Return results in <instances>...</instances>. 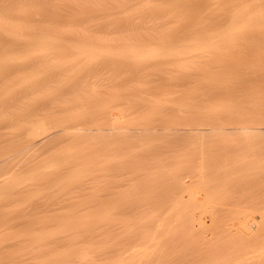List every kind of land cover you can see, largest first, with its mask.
I'll use <instances>...</instances> for the list:
<instances>
[{
	"label": "bare ground",
	"instance_id": "1",
	"mask_svg": "<svg viewBox=\"0 0 264 264\" xmlns=\"http://www.w3.org/2000/svg\"><path fill=\"white\" fill-rule=\"evenodd\" d=\"M7 1V0H6ZM10 2H11V0H9ZM13 1V0H12ZM37 0H35V1H33V2H36ZM58 1V0H57ZM60 1V0H59ZM63 1V0H62ZM66 1V0H65ZM64 1V2H65ZM73 1V0H72ZM78 1V0H77ZM77 1L75 0V2L77 3ZM80 1H82V0H80ZM91 1V0H90ZM95 1V0H94ZM102 1V0H101ZM107 1V0H106ZM112 0H110V2H111ZM119 1V0H118ZM158 1V0H157ZM167 1V0H166ZM180 1V0H179ZM185 1V0H184ZM187 1V0H186ZM185 1V2H186ZM256 1V0H255ZM262 0H260V2H261ZM9 2V3H10ZM18 2V1H17ZM49 2V1H48ZM61 2V1H60ZM68 2H70V0H68ZM75 2H74V4H75ZM79 2V1H78ZM85 2H86V0H85ZM97 2H98V0H97ZM100 2V1H99ZM105 2V1H104ZM115 2H116V0H115ZM115 2H114V4H115ZM131 2V1H130ZM135 2V1H134ZM137 2H139V0L137 1ZM152 2H155V1H152ZM158 2H160L161 3V1H158ZM165 2V1H164ZM170 2H173V1H170ZM169 2V3H170ZM192 2V1H191ZM207 1H205V3H206ZM8 3V2H7ZM8 3V4H9ZM46 4H48L47 2H45ZM66 3V2H65ZM64 3V4H65ZM71 3V2H70ZM93 3V2H92ZM91 3V4H92ZM113 3V2H112ZM123 2H121V5L122 6H126V5H128V3H126L125 5H123L122 4ZM141 3H142V1H141ZM140 3V4H141ZM147 3H149V2H147ZM165 3H167V2H165ZM189 3H190V1H189ZM193 3V2H192ZM205 3H203V4H205ZM245 3V2H244ZM262 3V2H261ZM1 4H3V3H1ZM16 4V3H15ZM19 4V3H18ZM44 4V3H43ZM51 4H53V3H51ZM51 4H48V5H51ZM61 4H63V3H61ZM63 4V5H64ZM66 4H69V3H66ZM80 4V3H79ZM87 4V3H86ZM90 4V3H89ZM94 4H97L98 6L100 5L99 3H95L94 2ZM104 3H102V5H103ZM105 4H108L107 2L105 3ZM120 4V3H119ZM131 4V3H130ZM133 4V3H132ZM138 4V3H137ZM150 5L151 4H153V3H149ZM163 4V3H162ZM171 4H173V3H171ZM178 4V3H177ZM248 4V3H247ZM251 5H252V3H250ZM249 4V5H250ZM263 4V3H262ZM21 5V4H20ZM29 5V4H28ZM37 5H39L38 6V8L40 7V4H36V5H34V6H36L35 8H37ZM58 5H60V3L58 4ZM58 5H56V6H58ZM84 5V4H83ZM82 5V6H83ZM93 5V4H92ZM121 5H118V3H117V5L116 6H121ZM139 5V4H138ZM145 5H146V3H145ZM159 5V4H158ZM174 5H176V4H174ZM185 5H188V4H185ZM237 5V4H236ZM261 5V4H260ZM2 6V5H1ZM16 6V5H15ZM14 6V7H15ZM17 6H19V5H17ZM30 6L31 5H29V6H27V8H30ZM33 6V7H34ZM61 6V5H60ZM75 6V5H74ZM81 5H79V7H80ZM104 6V5H103ZM103 6H101V7H103ZM112 6H114V5H112ZM137 6V5H136ZM152 6V5H151ZM154 6V5H153ZM152 6V7H153ZM179 6V5H178ZM189 6H191L190 4H189ZM243 6H245V5H243ZM259 6V5H258ZM10 8H11V6H9ZM13 7V6H12ZM13 7V8H14ZM26 7V6H25ZM25 7H24V9H25ZM49 7H51V6H49ZM49 7H47L48 9H49ZM62 8H63V6H61ZM83 7H85L86 8V6H83ZM94 7H95V5H94ZM94 7H93V9H94ZM107 7H108V5H107ZM107 7H106V9H107ZM119 7H118V9H119ZM131 7V6H130ZM147 7V6H146ZM154 7H157L156 5L154 6ZM159 7V6H158ZM161 7V6H160ZM168 7H169V5H168ZM182 7V6H181ZM239 7V6H238ZM2 8H3V6H2ZM22 8H23V6H22ZM27 8H26V10H27ZM52 9H53V7H51ZM54 8H55V5H54ZM67 8V7H66ZM71 8H72V6H71ZM87 8L89 9V6H87ZM114 8V7H113ZM138 8V7H137ZM137 8H135V9H137ZM140 8V7H139ZM142 8V7H141ZM170 8H173V7H170ZM190 8V7H189ZM245 8H246V10H247V8H249V7H246L245 6ZM245 8H242L243 10L245 9ZM0 9H1V7H0ZM5 9V8H4ZM3 9V10H4ZM15 9V8H14ZM14 9H12L13 11H15V13H16V10L18 11L17 13H22V11H24V9H20V6L16 9V10H14ZM31 9H33L32 7H31ZM31 9H29V10H31ZM57 9V8H56ZM90 9H91V6H90ZM100 9H102V8H100ZM106 9H104V11L106 10ZM125 9H128V7L126 6L125 7ZM132 9H133V7H132ZM132 9H131V11H132ZM150 9V8H149ZM152 10H153V8H151ZM160 9V8H159ZM158 8H157V10H159ZM165 9V8H164ZM175 9V8H174ZM173 9V10H174ZM181 9H183V8H181ZM234 9V8H233ZM232 9V10H233ZM264 9V8H263ZM2 10V11H3ZM7 10V9H6ZM11 10V9H10ZM29 10H27L28 12V14H29ZM35 10V9H34ZM37 10V9H36ZM40 10V9H39ZM38 10V11H39ZM46 10V9H45ZM60 10H62L61 8H60ZM60 10H58V11H60ZM92 10V9H91ZM109 10V9H108ZM123 10H124V8H123ZM134 10V9H133ZM139 10V9H138ZM143 10V9H142ZM144 10H146V8H144ZM155 10V9H154ZM178 10V9H177ZM251 10V9H250ZM254 10V9H253ZM259 10H261V13L259 12H255L254 14H252V12H251V14H250V16H248V14H247V16H243L244 18L245 17H247V18H245V20H243V17H242V19H241V16H242V14L241 15H239L240 17H238V15H237V12L235 13L237 16H235L236 18H233V20L235 19V20H238V21H236L235 22V26H234V23H233V21H232V24H233V27H229L228 28V26H226V28L225 29H227L228 28V30H230V33H229V31L227 30V32L228 33H226V35H225V32L224 33H220V35H221V38L219 37L218 38V36L217 35H219L218 33H217V35H216V33L215 34H213L214 36L216 35V37L215 38H213L212 39V37H211V39H210V37H205L204 39H203V37H202V40H199L198 42L196 41H193V40H189V38H188V40H185V42H183V43H175L174 41H175V39L174 40H171L170 39V41H173V42H169L167 39H169L168 37H166L165 35H164V37L162 36V35H158L157 34V32H156V34L158 35V36H160V37H158L157 36V38H156V34H155V38L157 39V41L155 42V44H157L156 46H148V45H145V44H142L143 42H141L140 44H142V45H139V43H136V42H134V44H133V42L132 43H129L130 41H128V40H132V38L130 39V36L128 37V35L126 36H124V35H122V37H121V39H116L117 41H119L120 42V44H118L117 46V48H115V49H110L111 47H110V45L111 44H108V45H106L105 46V48H103V46H101L102 44H100V43H96L95 44V42H94V44L92 43V44H90L91 42H93V41H91V39H90V43H89V41L87 42V40L86 39H88V38H85V41H83L84 40V38H81V39H83L82 40V43H81V41H79V40H76V42L74 43L73 41H75L74 39L72 40V42L70 43V41L71 40H69V41H67V34L66 35H64V37H62L63 36V34L61 33L62 32V30L60 31V33L62 34H58V32L57 33H55V31H48V27H46V28H43V26H41L42 28L41 29H39V27L37 28V27H35V30H33L32 28H30V25H29V27L27 26V25H25V24H21L22 22H23V20L21 21V23H19V22H14V19L12 20V17H14V16H12V15H15V14H12L9 10H8V12L7 11H3V12H1L0 11V34L2 35V36H4V37H6L9 41H10V43H12L15 47H19V49H17V48H12V49H14V51H12L11 53H7L6 52V55H7V58H6V56H4L3 57V61L5 60V58H6V60L9 62V60H12L14 63H15V61H16V63H17V61H19L20 62V60L21 59H28V57H31L32 56V58H33V56L35 57V59L37 60L38 58H40V56H47V55H49L48 57H46V58H41V59H49V60H46V62L47 61H49V62H44L43 60V63L44 64H46V66H48L49 67V65L51 66V63H52V66L50 67V68H52L51 69V71H50V73L52 72V74H53V71H54V69L55 68H53V64H55V66H59V65H57V64H60V65H62L63 67L66 65V68L67 67H69V68H67V69H64V70H62V66H59V67H61L60 69H59V67H58V69L61 71H64L63 73H65V72H70L72 69H70L71 67L73 68L74 66L76 67V65L77 64H79V62H80V60H78V59H81L82 58V61H84V62H80V64L78 65V67L80 66V65H82V64H85V66H88L86 63H85V61L88 63L89 62V60L92 58V60H93V58L95 59V58H98V59H100V58H107V60L108 59H110L109 61H111V60H114V62L116 61V63H117V61H119L120 63H123V64H130V65H136V64H139V67H137V66H135L136 68H140V66L144 63V62H146L147 64L149 63L148 61H151L152 62V60L154 59L155 61H157L158 60V62L156 63V66L154 67V65H155V63H154V65H153V62H155V61H153L152 62V67H153V69H151V68H149V69H151V70H153L154 71V69L156 68V72H155V75L157 74V76L158 75H162V73H163V70L164 69H162V68H165L166 66V64L164 63V62H162V63H164L165 65H163V66H165V67H163V66H161L162 68H160V67H158L157 68V64L160 66V65H162V64H159V61H161V59L162 60H166L165 62H167L168 63V60H173L174 62H176L175 64H176V66L178 67V65H179V67L176 69V66L175 65H173V66H171L170 64H167L168 66L166 67L168 70H169V72L170 71H173L174 72V70L175 71H177V72H180V73H178L179 75L182 73V74H184V73H188L187 75L186 74H184L183 76L184 77H186V79H185V81H187L188 83L190 82V81H192V80H190V79H187V77H189V76H191L193 73L192 72H194L193 70L194 69H192V68H195L194 67V65H197V64H199V63H197L196 62V60H198L196 57L198 56V55H200L199 56V58H201V57H205L204 55H206L207 53H209V51H211V53H212V48H214L213 49V51H215V49L218 51V49L221 47L222 49H223V47H222V44H221V46L220 47H218V45H220V43H222L223 41V39H225L226 37L225 36H228L229 35V37H230V35H232V34H234L233 32H237L238 33V31L239 30H241L242 31V33H243V30H242V28L244 29L245 27H246V29L248 28V26H251L252 27V24H253V26H256V25H258V24H260L261 22L260 21H264V10L262 11V9H259ZM12 11V12H13ZM41 11V10H40ZM52 11V10H51ZM56 11V10H55ZM55 11H53L54 13H56ZM64 11V10H63ZM66 11V10H65ZM121 11V10H120ZM125 12L124 13H127V17L129 16L128 15V12H129V14L131 13L130 12V10L129 11H127V10H124ZM137 11V10H136ZM178 11H180V10H178ZM241 11V10H240ZM25 12V11H24ZM35 12V11H34ZM33 12V13H34ZM47 12V11H46ZM81 12H83V11H80V14H81ZM113 12H114V10H113ZM118 12V10L116 11V13ZM139 12V11H138ZM144 12V11H143ZM143 12H139V13H143ZM150 12V11H149ZM185 12V11H184ZM189 12V11H188ZM233 12V11H232ZM243 12V11H242ZM254 12V11H253ZM5 13V14H4ZM14 13V12H13ZM17 13H16V15H17ZM26 13V14H27ZM40 13H42V12H40ZM49 13H50V11H49ZM53 13V14H54ZM58 13V12H57ZM62 13V12H61ZM106 13H107V10H106ZM111 13H112V11H111ZM110 13V14H111ZM119 13V12H118ZM135 13V12H134ZM138 13V14H139ZM144 13H146V11L144 12ZM155 13V12H154ZM157 13V12H156ZM159 13V12H158ZM163 13V12H162ZM181 13V12H180ZM195 13V12H194ZM207 13V12H206ZM8 14H11V19H10V15L8 16ZM46 14V13H45ZM48 14V13H47ZM51 14H52V12H51ZM53 14H52V16H53ZM79 14V15H80ZM109 14V13H108ZM120 14V13H119ZM136 14V13H135ZM134 14V15H135ZM151 14V13H150ZM196 14V13H195ZM199 14H201L202 15V13H199ZM240 14V13H239ZM22 15V14H21ZM30 15H33V14H30ZM29 15V16H30ZM56 15V14H55ZM126 15V14H125ZM131 15H133V14H131ZM144 15V14H143ZM143 15H141V16H143ZM146 15V14H145ZM148 15V14H147ZM154 15V14H153ZM157 15V14H156ZM163 16H164V13L162 14ZM177 15H179V14H177ZM188 15V14H187ZM23 16H25V14H23ZM34 16H36L35 14H34ZM50 16V15H49ZM81 16V15H80ZM116 16V15H115ZM114 16V17H115ZM117 16H118V14H117ZM231 16V15H230ZM17 17V16H16ZM16 17H14L15 19H16ZM48 17V16H47ZM74 17V16H73ZM109 17H110V15H109ZM133 17V16H132ZM132 17H130L129 16V18H132ZM134 17H136V15L134 16ZM168 17H169V15H168ZM183 17H184V15H183ZM201 17V16H200ZM33 18V17H32ZM35 18H37V17H35ZM34 18V19H35ZM42 18V17H41ZM41 18H38V19H41ZM52 19L53 17H49L48 19ZM74 18H76V17H74ZM73 18V19H74ZM87 18V17H86ZM92 18V17H91ZM94 18V17H93ZM106 18V17H105ZM118 17H116V19H117ZM122 18V17H121ZM188 18V17H187ZM230 18H232V16L231 17H229V19ZM238 18V19H237ZM27 19V18H26ZM45 19V18H44ZM47 19V20H48ZM70 19H72V18H70ZM69 19V20H70ZM80 19H81V17H80ZM89 19V18H88ZM95 19V18H94ZM104 19V18H103ZM109 19V18H108ZM113 19V18H112ZM111 19V20H112ZM115 19V18H114ZM116 19H115V23L114 24H118V23H116ZM123 19V18H122ZM128 19V18H127ZM127 19H125V20H127ZM161 19V18H160ZM164 19H165V17H164ZM190 19V18H189ZM37 20V19H36ZM54 20H55V17H54ZM78 20V19H77ZM82 20V19H81ZM106 20V19H105ZM131 20V19H130ZM171 20H173V19H171ZM170 20V21H171ZM180 20V19H179ZM182 20V19H181ZM234 20V21H235ZM260 20V21H259ZM18 21V20H17ZM26 21V20H25ZM46 21V20H45ZM53 21V20H52ZM71 21V20H70ZM79 21V20H78ZM99 21V20H98ZM107 21V20H106ZM106 21H103V22H106ZM109 21V20H108ZM114 20H112V22H113ZM117 21H119V20H117ZM159 21V20H158ZM185 21V20H184ZM188 21V20H187ZM259 21V22H258ZM43 22H44V20H43ZM48 22V21H47ZM74 22V21H73ZM73 22H71V23H73ZM76 22V21H75ZM95 22H96V19H95ZM101 22V21H100ZM127 22V21H126ZM200 22V21H199ZM24 23V22H23ZM30 23H31V21H30ZM70 23V24H71ZM89 23V22H88ZM128 23V22H127ZM156 23H159V22H156ZM165 23V22H164ZM189 23V22H188ZM258 23V24H257ZM46 24V23H45ZM48 24V23H47ZM60 24V23H59ZM69 24V25H70ZM94 24V23H93ZM98 24V26H99V23H97ZM101 24V23H100ZM108 24V23H107ZM113 24V23H112ZM111 24V25H112ZM124 24H125V22H124ZM160 24V23H159ZM162 24V23H161ZM255 24V25H254ZM40 26V25H42L41 23H40V25L39 24H36V26ZM73 25V24H72ZM75 25V24H74ZM95 25H96V23H95ZM111 25H108V27L110 26L111 27ZM121 25V23H119V26ZM165 25V24H164ZM171 25H175L174 23L173 24H171ZM261 25V24H260ZM53 26V29L52 30H55L57 27H55L54 28V25H51V27ZM58 26V25H57ZM90 26V25H89ZM88 26V27H89ZM122 26H123V24H122ZM121 26V27H122ZM153 26H154V24H153ZM169 26V25H168ZM230 26H232L231 24H230ZM263 26V25H262ZM75 27V26H74ZM92 27H93V25H92ZM91 27V28H92ZM100 27V26H99ZM101 27H103V26H101ZM115 27V26H114ZM117 27V26H116ZM126 27V26H125ZM251 27H249L250 29H251ZM261 27V26H260ZM73 28V27H72ZM86 28H87V25H86ZM105 28V27H104ZM112 28H113V25H112ZM124 28V27H123ZM156 28H158L157 27V25H156ZM174 28V27H173ZM258 28H259V26H258ZM258 28H256L257 30H258ZM264 28V27H263ZM38 29V30H37ZM45 29V30H44ZM83 29V28H82ZM98 29V28H97ZM100 29V28H99ZM109 29V28H108ZM111 29V28H110ZM117 29V28H116ZM152 29H153V27H152ZM223 29V28H222ZM261 29V28H260ZM57 30V29H56ZM65 30V29H64ZM68 30V29H67ZM71 30V29H70ZM81 30V29H80ZM85 30V29H84ZM113 30V29H112ZM121 30V29H120ZM127 30V29H126ZM249 30V29H248ZM75 31H76V29L74 30V34H75ZM83 31V30H82ZM90 31H91V29H90ZM114 31V30H113ZM116 31V30H115ZM117 31H119V30H117ZM123 31H125V29H123ZM122 31V32H123ZM128 31V30H127ZM154 31V30H153ZM159 31V30H158ZM169 31V30H168ZM175 31V30H174ZM203 31V30H202ZM201 31V32H202ZM220 31H221V29H220ZM224 31V30H223ZM241 31H239V34H240V32ZM80 32V31H79ZM85 32V31H84ZM97 32H100V31H97ZM111 32V31H110ZM133 32V31H132ZM134 32H141L142 33V31H135L134 30ZM152 32V31H151ZM164 32V31H163ZM170 32V31H169ZM168 32V33H169ZM185 32V31H184ZM182 33V34H185V33ZM188 32V31H187ZM191 32H192V30H191ZM206 32V31H205ZM222 32V31H221ZM244 32H246V30L244 31ZM73 33V32H72ZM81 33V32H80ZM89 33H91V32H89ZM95 33H96V31H95ZM119 33V32H118ZM117 33V34H118ZM131 33V32H130ZM155 33V32H154ZM164 33H166V32H164ZM189 33V32H188ZM195 33V32H194ZM203 33H204V31H203ZM202 33V34H203ZM145 34H146V31H145ZM143 35V36H146V35ZM148 34H149V31H148ZM161 34H163V33H161ZM196 34V33H195ZM223 34V35H222ZM85 36L87 35V34H84ZM92 35V34H91ZM97 35V34H96ZM101 35H103V34H101ZM137 35V34H136ZM139 35V34H138ZM138 35H137V37H138ZM152 35H153V33H152ZM176 35V34H175ZM191 35H193V34H191ZM200 35V34H199ZM205 35V34H204ZM207 35V34H206ZM210 35V34H209ZM212 35V36H213ZM219 35V36H220ZM65 36H66V39H65ZM72 36H73V34H72ZM75 36L77 37L78 36V34L76 35L75 34ZM75 36H74V38H75ZM81 36V35H80ZM83 36V35H82ZM88 36V35H87ZM93 36H95V35H93ZM100 36V35H99ZM106 36V35H105ZM108 36V35H107ZM111 36V35H110ZM114 36V35H113ZM121 36V35H120ZM120 36H119V38H120ZM132 36V35H131ZM134 36V35H133ZM141 36V35H140ZM143 36H141V37H143ZM170 36V35H169ZM213 36V37H214ZM237 36V35H236ZM69 37H70V34H69ZM84 37V36H83ZM112 37V36H111ZM118 37V36H117ZM116 37V38H117ZM136 37V38H137ZM153 37V36H152ZM163 37V38H162ZM186 37V36H185ZM192 37V36H191ZM196 37V36H195ZM201 37V36H200ZM200 37H198V38H200ZM240 37V36H239ZM72 37H70V38H68V39H71ZM93 38V37H92ZM106 38V37H105ZM105 38H104V40H105ZM148 38H150V37H148ZM167 38V39H166ZM208 38V39H207ZM232 37H230V39H231ZM235 38V37H234ZM4 39V38H3ZM65 39V40H64ZM111 39V38H110ZM158 39H159V41H160V43H161V40H162V42L164 41V40H167L168 41V44H164V43H166V41H164V43H162V44H164V45H160L159 46V44L157 43L158 42ZM161 39V40H160ZM164 39V40H163ZM210 39V40H209ZM216 39H218V40H216ZM228 39V38H227ZM226 39V40H227ZM93 40L95 41V39L93 38ZM99 40H100V38H99ZM103 40V39H102ZM138 41L137 42H140L139 41V39H137ZM141 40H143V39H141ZM145 40V39H144ZM196 40H198V39H196ZM231 40H233V39H231ZM78 41V42H77ZM132 41H134V40H132ZM136 41V40H135ZM187 41V42H186ZM222 41V42H221ZM225 41V40H224ZM83 42H86L85 44L83 43ZM97 42V41H96ZM101 42H103V41H101ZM116 42V41H115ZM150 42V41H149ZM151 42H153V40H151ZM220 42V43H219ZM227 42V41H226ZM225 42V43H226ZM229 42V41H228ZM233 42V41H232ZM235 42V41H234ZM77 43H79V44H77ZM89 43V44H88ZM105 42H103V44H104ZM114 43V42H113ZM224 43V42H223ZM137 44V45H136ZM147 44V43H146ZM149 44V43H148ZM153 44V43H152ZM96 45H99V46H101V47H98V46H96ZM105 45V44H104ZM225 44H223V46H224ZM234 45V44H233ZM109 46V47H108ZM113 46H115L116 47V45L115 44H113ZM217 46V47H216ZM231 45H229V47H230ZM5 48V47H4ZM107 48V49H106ZM228 48V47H227ZM211 49V50H210ZM226 49V48H225ZM10 50V49H9ZM64 50H66V51H68V53L66 52V51H64ZM220 50V49H219ZM224 50V49H223ZM63 51L66 53V55H68V54H71L70 56H73L75 59H77V60H75V59H73V57H70V56H68V57H70V58H68L69 60V63H74V66L72 65V64H69L70 66H68V62L66 61L67 59L65 58V60L64 59H62V62H63V64H65L64 62H66V64L65 65H63L62 64V62L60 61L61 60V58H60V60L59 61H54L53 62V58H54V56L55 55H57V54H62V55H65V53L63 54ZM221 51V50H220ZM219 51V52H220ZM70 52V53H69ZM204 52H207L206 54L204 53ZM226 52V51H225ZM5 53V52H4ZM199 53V54H198ZM202 53H203V56H202ZM215 53H218V52H216L215 51ZM1 54V53H0ZM55 54V55H54ZM198 54V55H197ZM2 55V54H1ZM53 56V58H52V56ZM195 55H197L196 57H195ZM209 55V54H208ZM211 55V54H210ZM218 55V54H217ZM37 56H39L38 58H37ZM58 56V55H57ZM220 56H221V54H220ZM1 57V56H0ZM56 57V56H55ZM59 57H61V56H59ZM50 58H52V62L50 61ZM84 58V59H83ZM86 58H90L89 60L87 59L86 60ZM196 60H195V59ZM206 58H208V57H206ZM30 59V58H29ZM34 59V58H33ZM41 59H38V61L39 60H41ZM73 59V60H72ZM70 60H72V61H70ZM74 60H75V62H74ZM106 60V59H105ZM104 60V61H105ZM193 60H194V62H193ZM200 60V59H199ZM198 60V61H199ZM203 60V59H202ZM201 60V61H202ZM11 61V62H12ZM24 61V60H23ZM32 61V60H31ZM77 61V62H76ZM94 61V60H93ZM96 61V60H95ZM94 61V62H95ZM101 61H103V60H101ZM205 61V60H204ZM4 62H6V61H4ZM7 62V64H9ZM10 62V63H11ZM26 62V61H25ZM40 62V64L41 65H43L44 66V64L41 62V61H39ZM39 62H37V63H35V64H37V66L38 67H42L41 68V70L42 69H44L45 67H43V66H41L40 64H38ZM51 62V63H50ZM58 62V63H57ZM60 62V63H59ZM92 62V61H91ZM106 62V61H105ZM104 62V63H105ZM150 62V63H151ZM196 62V63H195ZM21 63V62H20ZM49 63V64H48ZM75 63H77V64H75ZM99 63H101V62H99ZM103 63V62H102ZM103 63V64H104ZM111 63H113V62H111ZM110 63V64H111ZM116 63H115V65L114 66H116ZM170 63V62H169ZM195 63V64H194ZM5 64V63H4ZM4 64H2V65H4ZM23 64L25 65V63L23 62ZM23 64H20V65H22V67H24V65ZM94 64H96V63H94ZM106 64V63H105ZM114 64V63H113ZM141 64V65H140ZM147 64H146V66H147ZM200 64H202L201 62H200ZM200 64H199V66H200ZM15 65H17V64H15ZM19 65V66H20ZM30 65H31V63H30ZM34 65V64H33ZM130 65L128 66V67H130ZM151 65H150V67H151ZM205 65H207L206 63H205ZM204 65V66H205ZM10 66V65H9ZM28 66H29V64H28ZM84 66V65H83ZM92 66V65H91ZM90 66V67H91ZM94 66V65H93ZM100 66H101V64H100ZM117 66H118V64H117ZM120 66V65H119ZM127 66V65H126ZM170 66H171V69H173V70H171L170 69ZM174 66H175V68H174ZM13 67V66H12ZM38 67H35V69H36V71L38 70V72H39V74H40V69L38 68ZM48 67H46V69H47V72H46V69L45 70H43L42 72L44 73V75L43 74H40V76H39V74L35 71V69L33 68V66H32V68L31 69H29V72H31V73H33L32 75H31V78L30 79H32V77H34L35 76V72H36V78H37V76H39V78L40 79H42L44 76H46V74H47V76L49 77L50 75H48V74H50V73H48ZM109 67H110V65H109ZM113 66H111L110 68H112ZM125 67V66H124ZM142 67H143V65H142ZM196 67H198V66H196ZM201 67V66H200ZM2 68V67H1ZM14 68V67H13ZM17 68V67H16ZM26 68H28L27 66H26ZM38 68V69H37ZM65 68V67H64ZM77 68V67H76ZM75 68V69H76ZM115 68V67H114ZM117 68H122L121 66L120 67H117ZM148 68V67H147ZM202 68V67H201ZM12 69V68H11ZM10 69V70H11ZM34 69V70H33ZM57 69V68H56ZM55 69V70H56ZM83 69V68H82ZM123 69V68H122ZM121 69V70H122ZM144 69V68H143ZM157 69L158 70H161V71H159V72H161V73H159L158 74V71H157ZM190 69H192V70H190ZM4 70H6V68L4 69ZM13 70V69H12ZM21 70H22V68H21ZM67 70V71H66ZM73 70H74V68H73ZM189 70V71H188ZM197 70H198V68H197ZM2 71V70H1ZM8 71V70H7ZM34 71V72H33ZM58 71V70H57ZM82 71V70H81ZM119 71V70H118ZM123 71V70H122ZM127 71V70H126ZM166 71V70H165ZM199 71H200V69H199ZM203 71V70H202ZM12 72V71H11ZM25 72V71H24ZM41 72V73H42ZM55 73H57L56 71H54ZM67 72V73H68ZM124 72V71H123ZM167 73H169L168 71H166ZM170 72L169 73V75L170 76H168L166 73H164L163 74V77L165 78L166 76L167 77H170V79L171 78H173L174 76L173 75H175V76H177L178 74L176 73V72ZM184 72V73H183ZM189 72H191V73H189ZM195 72H196V68H195ZM4 73V72H3ZM13 73V72H12ZM26 73V72H25ZM25 73H22V72H20V75L21 74H25ZM46 73V74H45ZM62 72H60V74H61ZM62 73V76H64V74ZM67 73H65V75L67 74ZM73 73V71L72 72H70V74H72ZM119 73V72H118ZM176 73V74H175ZM0 74H2V73H0ZM10 74V73H9ZM14 74V73H13ZM30 74V73H29ZM57 74H59V71H58V73ZM69 74V76H68V74L65 76V78L67 79H69L70 78V75ZM127 74V73H126ZM196 74H199V73H196ZM42 75H43V77H42ZM55 75V74H54ZM113 75H116L115 73L113 74ZM123 75V74H122ZM161 75H160V77H161ZM11 76H13V75H11ZM46 76V77H47ZM53 76V75H52ZM59 76H61V75H59ZM62 76H61V81L62 82H58V83H61V86H63V87H65V85H63L64 84V82H67V81H65V78L63 77V79H62ZM110 76H112L111 74H110ZM125 76L126 75H124V78H125ZM195 75H193V77H194ZM196 76H198L199 77V75H196ZM15 77V76H14ZM14 77H13V79H14ZM42 77V78H41ZM47 77V78H48ZM118 77H119V75H118ZM166 77V78H167ZM9 78H10V76H9ZM38 78V79H39ZM46 78V79H47ZM50 78H51V76H50ZM57 78V77H56ZM113 78V77H112ZM121 78V77H120ZM179 78V77H178ZM190 78V77H189ZM205 78V77H204ZM22 79V78H21ZM25 79V78H24ZM23 79V80H24ZM28 79V78H27ZM37 79V80H38ZM39 79V80H40ZM60 79V77L59 78H57L56 79V81H54V80H52V82H57V80H59ZM169 79V78H168ZM167 79V80H168ZM192 79H195V78H192ZM200 79H201V77H200ZM203 79V78H202ZM7 80H9V79H7ZM11 80V79H10ZM33 80V79H32ZM43 81H45V79L43 78L42 79ZM49 80H51V79H49L48 78V81H47V84H49ZM120 80V79H119ZM118 80V81H119ZM189 80V81H188ZM204 80V79H203ZM206 80V79H205ZM5 81V80H4ZM60 81V80H59ZM70 81V80H69ZM109 81V80H108ZM121 81V80H120ZM209 81V80H208ZM9 82V81H8ZM19 82H20V80H19ZM40 82H41V80H40ZM72 82L74 83V81L72 80ZM197 82H199V81H197ZM205 82V81H204ZM11 83V82H10ZM14 83V82H13ZM22 83V81L20 82V84ZM28 82H26L25 81V84H27ZM33 83V82H32ZM34 83H35V81H34ZM36 83H38V81H36ZM45 82H43V85H45L44 84ZM51 83V82H50ZM58 83H56V86H57V84ZM63 83V84H62ZM67 83H69V82H67ZM109 83V82H108ZM116 83V82H115ZM128 83V82H127ZM138 83H140V82H138ZM193 83H195V81L193 82ZM24 84V85H25ZM30 84V83H29ZM40 84V86H42V84L41 83H39ZM75 84V83H74ZM97 84V83H96ZM112 85H113V83H111ZM133 84H137V83H133ZM133 84H132V87H133ZM143 84V83H142ZM196 84V83H195ZM200 84H201V81H200ZM203 84V86L205 85V83H202ZM206 84H207V82H206ZM3 86H4V84H2ZM2 85H1V87H2ZM9 85V84H8ZM15 85V84H14ZM28 85V84H27ZM55 85V83L53 84H50L49 86L50 87H52V86H54ZM73 85V84H72ZM88 85H90L89 83H88ZM92 85V84H91ZM109 85V84H108ZM145 85V84H144ZM185 85H188V84H185ZM11 86V85H10ZM29 86V85H28ZM46 86V85H45ZM48 86V85H47ZM48 86V87H49ZM56 86H54V87H56ZM60 86V87H61ZM70 86V85H69ZM75 86H76V84H75ZM95 85H93V88L91 89L90 88V90H92L95 94H96V92H97V90H96V86L94 87ZM139 86V85H138ZM141 86V85H140ZM194 86H197V85H194ZM199 86V85H198ZM6 87V86H5ZM20 87V86H19ZM25 87V86H24ZM23 87V88H24ZM42 87H44V86H42ZM49 87V89L50 90H48V89H46L48 92L49 91H51V90H53V91H51L50 93H52L51 95H53V93L55 92H57L58 91V89L60 88L59 86H57L56 87V90L55 89H51ZM72 87V86H71ZM74 87V86H73ZM87 87H89V86H87ZM114 87H116V86H114ZM117 87H118V84H117ZM129 87V86H128ZM143 87V86H142ZM190 87V86H189ZM201 87V86H200ZM13 88V87H12ZM17 88V87H16ZM29 88H31V87H29ZM41 88V87H40ZM46 88V87H45ZM45 88H41L42 90H45ZM58 88V89H57ZM70 88V87H69ZM68 88V89H69ZM85 88V87H84ZM126 88V87H125ZM136 88V87H135ZM139 88V87H138ZM203 88V87H202ZM1 89V88H0ZM3 90H4V87L2 88ZM61 89H62V87H61ZM60 89V91H63V90H61ZM95 89V90H94ZM99 89V88H98ZM115 89V88H114ZM134 89V88H133ZM137 89V88H136ZM141 89V88H140ZM198 89V88H197ZM201 89V88H200ZM9 90H11V89H9ZM40 90V89H39ZM41 90V91H42ZM42 91L43 93H44V95H46L47 94V96H49V94H48V92L47 91ZM80 90V89H79ZM78 90V91H79ZM81 90H83V89H81ZM81 90L79 91V92H74V95L76 94V95H78L80 92H81ZM116 90V89H115ZM115 90H112V91H114L115 92ZM143 90H146V89H143ZM191 90V89H190ZM195 90V89H194ZM203 90V89H202ZM206 90V89H205ZM204 90V91H205ZM11 91H13V90H11ZM11 91L9 92V93H11ZM20 91V90H19ZM84 92H85V90H83ZM121 91V90H120ZM126 90L124 89V92H125ZM5 92V91H4ZM33 92V91H32ZM47 92V93H46ZM88 92H89V90H88ZM122 92V91H121ZM120 92V93H121ZM128 92V91H127ZM139 92V91H138ZM188 92V91H187ZM186 92V93H187ZM195 92V91H194ZM31 93V92H30ZM34 93H35V91H34ZM82 93V92H81ZM90 93H91V91H90ZM118 93H119V90H118ZM126 93V92H125ZM170 93V92H169ZM175 93V92H174ZM178 93V92H177ZM191 93H193L192 91H191ZM206 93V92H205ZM32 94V93H31ZM93 93H91L90 94V96L92 95ZM95 94H93V95H95ZM136 94H137V92H136ZM142 94V93H141ZM165 94H168V93H165ZM165 94H163L164 96V99H165ZM194 94V93H193ZM196 94V93H195ZM194 94V95H195ZM198 94H199V91H198ZM8 95V94H7ZM6 95V96H7ZM12 95H14V92H13V94ZM33 95V94H32ZM32 95H30V96H32ZM37 96H38V94H36ZM41 96H42V94H40ZM39 95V96H40ZM50 95V96H51ZM72 95H73V93H72ZM73 95V97H75L76 98V95L74 96ZM83 95V94H82ZM81 95V96H82ZM115 95H116V93H115ZM120 95V94H119ZM127 95V94H126ZM132 95H135V94H132ZM169 96H170V94H168ZM167 95V96H168ZM173 95H175V94H173ZM194 95H193V97H194ZM201 95V94H200ZM199 95V96H200ZM34 96V95H33ZM32 96V97H33ZM36 96V97H37ZM49 96V97H50ZM79 96V95H78ZM77 96V97H78ZM84 96H86V94L84 95ZM83 96V97H84ZM97 96V95H96ZM100 96V95H99ZM111 96H113V95H111ZM128 96V95H127ZM143 96V94L141 95V97H140V95H139V98L138 99H140V102H139V100L136 102L134 99H133V104H132V108H134V105L136 104L137 106H138V108H142V105L144 106L142 109H141V113L139 112V114L138 115H136V113H135V115L136 116H134L133 115V112L137 109V110H140V109H138V108H136V105H135V109L134 110H132V112H129L128 110H129V108H130V111H131V105H129L130 104V102H129V100L130 99H128V101L126 100L127 98H123V99H120V97H119V99L121 100H119L118 98V102H120V103H118L117 101H115V99H114V101L117 103H115V104H113L114 103V101H113V103H112V101H110L109 102V105H106V103H108V102H104L105 103V105H103L102 106V109H101V107H100V109L102 110H100V115H102L101 117H100V120H98V122H97V126H99V128H100V125L102 126V124H104L103 122H104V120H106V116L105 115H107L108 114V116H109V122H110V124L108 125L107 123H106V121L108 120V117H107V120L105 121V123H106V125L104 124L103 125V127H105V126H107V128H105V129H103L102 127H101V131H99L100 129L99 128H97V126H96V124L94 125V124H91V125H94V126H96L95 127V129H96V131L95 130H93V131H95L94 133H95V136H97V140H98V138H99V132H101V134H102V136H103V138H101V139H103V140H105L104 138H108L109 139V143L110 144H108V141H107V147H106V149L104 148V150H105V152H102V153H106V156L104 157L103 156V158H102V155H100V157L98 158V157H96V160H93V159H95V158H93V155H91V160H88V159H84V160H88V161H86V162H84V160H78V162L80 161V162H84V163H82L81 165H79L78 164V166L79 167H76L75 166V164H77V163H75L74 165H71L70 167H71V170L73 169L72 168V166L74 167H76L75 169H77L76 171V173H75V169L72 171V172H74L75 174H73V173H70V174H72L71 176H76V175H80V177H81V175L83 176V173L85 172V171H90V169H92L93 168V166L94 165H97L98 166V168L100 167V169L102 168L103 170H104V168L106 167V166H109L110 165V167L109 168H113V167H125L127 164H128V166H129V164L130 163H128V158H129V156H131V154L133 155V152L135 153V154H142V153H144V152H147V151H149V150H152V148H156V146H158L157 145V142L156 141H147V139H146V135H149L150 134V132H149V134H148V128H146L145 129V127H147L148 126V122L150 121V120H147V122L145 123V124H139V121H141L142 120V122L144 121V120H146V119H154L153 120V123L155 122V118H156V114H159L160 112H161V114H159V118L161 117H163L162 115V109H165V108H168L167 106H169V108H170V106L171 105H169V104H167L166 103V100H165V102L162 100V99H160V100H158V98H159V96H158V98H156V97H154V100H153V96L152 97H149V96H147L146 95V97L148 98H145L144 96V98L142 97ZM151 96V95H150ZM186 96V95H185ZM188 96V98H189V100H190V97H189V94L187 95ZM186 96V97H187ZM202 96V95H201ZM200 96V97H201ZM258 96V95H257ZM22 97H24V96H22ZM26 97L27 96H25V100H26ZM36 97H35V99H36ZM72 97V96H71ZM88 97H89V95H88ZM88 97H86V98H88ZM93 97V96H92ZM117 97H118V95H117ZM136 97V96H135ZM134 97V98H135ZM192 97V98H193ZM197 97V96H196ZM259 98H261V96H258ZM2 98V97H1ZM3 98H4V96H3ZM29 98V97H28ZM41 98V97H40ZM58 98V97H57ZM85 98V97H84ZM109 97H107V99H108ZM132 98H133V96H132ZM137 98V97H136ZM142 98H143V100H142ZM152 98V99H151ZM167 98V97H166ZM170 98V97H169ZM168 98V99H169ZM181 98V97H180ZM207 98V97H206ZM13 99H14V97H13ZM23 99V98H22ZM32 99H34V98H32ZM34 99V100H35ZM50 99V98H49ZM51 99H53V98H51ZM73 99V98H72ZM81 99H82V97H81ZM113 99V98H112ZM144 99H146V100H144ZM168 99H167V101H168ZM177 99V98H176ZM176 99H174V102L173 101H171V99H170V101H171V103H173V105H175V102H176ZM186 99V98H185ZM204 99V98H203ZM3 100V99H2ZM19 100V99H18ZM39 100V99H38ZM54 100V99H53ZM59 100V99H58ZM58 100L56 101V99H55V101L56 102H58ZM74 100V99H73ZM77 100H79V97H78V99ZM142 100V101H141ZM188 100V101H189ZM194 100H195V98H194ZM200 100H202V99H200ZM258 100V99H257ZM264 100V99H263ZM1 101V100H0ZM17 101V100H16ZM20 101H21V99H20ZM24 101V100H23ZM27 101V100H26ZM31 101V100H30ZM29 101V99H28V102H30ZM39 101H42L41 99L39 100ZM50 101H52V100H50ZM109 101V100H108ZM123 101V102H122ZM184 101V100H183ZM186 101V100H185ZM191 101V100H190ZM198 101V100H197ZM205 101V100H204ZM207 101V100H206ZM253 101H255V96H254V100ZM8 102H9V100H8ZM36 102V101H35ZM128 102H129V104H128ZM132 102V101H131ZM136 102V103H135ZM138 102H139V104H138ZM141 102H143L142 104H140ZM169 102V101H168ZM192 102V101H191ZM196 102V101H195ZM219 102V101H218ZM248 102H249V100H248ZM13 103V102H12ZM21 103V102H20ZM185 103H187V102H185ZM190 103V102H189ZM205 103V102H204ZM210 103V102H209ZM208 103V104H209ZM243 103V102H242ZM247 103V102H246ZM251 103V102H250ZM249 103V104H250ZM254 103V102H253ZM255 103H256V101H255ZM254 103V104H255ZM1 104V103H0ZM14 104V103H13ZM25 105H27L26 103H24ZM52 104H54V102L52 101ZM111 104V105H110ZM113 104V105H112ZM167 104V106H165ZM182 104V99H181V103H179V105L180 106H182L181 105ZM193 104H195L194 102H193ZM193 104H192V106H193ZM196 104H198V103H196ZM218 104V103H217ZM220 104V103H219ZM218 104V105H219ZM249 104H247V105H249ZM21 105V104H20ZM19 105V106H20ZM31 105H33L32 103H31ZM128 105H129V108H128ZM184 106L186 105V104H183ZM187 105H189V106H187ZM185 107L184 106H182V107H180V108H176V107H174V108H176V109H174L173 110V113H179V114H185L184 112H186V114L188 115V117L187 116H185V115H179V116H177V120L179 121V119L180 118H183V120H180L179 122L181 123V125H182V123H184L185 122V125L183 124L182 126L180 125H178L179 127H176L175 125V127H173V126H171V127H173V128H171V129H169L170 131L171 130H174V131H176V132H179V131H184V132H186L188 135H185L187 138H189V140L187 139V141L185 140L184 141V139H183V141H184V143H180V145H176V142L175 141H173V140H171V142H175V145H176V147H175V149L173 150V148H171V150H173V154H170L169 156H165L163 159L162 158H159V160H158V163L156 164H154V163H150V164H154V166H155V168H152V170H151V168L149 169V170H151V171H149L148 170V172H147V174L146 175H144L143 174V176H144V178L142 177V175H141V178L140 177H136V178H134L135 180H133L134 182H131L132 184H129V186H128V191H129V193H128V196H129V198H130V192H132L134 189H136V190H134V191H137L139 188H140V191H142L141 193L139 192H137V194L140 196V194H144V195H142V197H137V198H139V200H142L143 199V201H146V208H143L144 209V211L143 212H141V214L142 215H144V217L142 218V217H140L141 219H138V220H136V218H134L136 221H138L137 222V224H136V221L133 219V221H135L134 223H135V226H133V224L132 225H130V226H133L132 228L126 223V222H123L125 219L123 218V216H121L119 219L121 220V218H123L124 220L122 221L123 223H125L124 224V228L122 227V228H118V230H119V232L117 231V233L116 234H114L111 238L109 237V236H107V240L105 239L104 240V242H106L107 244V246H108V248H109V246H112V248L114 249V253H115V255L112 257V255L110 256V259H108V257L109 256H107V259H102L103 261H99V259H98V261H97V256H94L93 254H94V252H98L100 249H102V252H103V250H106V249H103V248H105L104 246H106V245H102V247L103 248H97L96 247V245L98 246L99 244L98 243H96V244H94L95 245V247L97 248H94V247H92L91 248V246L90 245H92V244H88L87 246H88V248L86 247V249L85 250H83L82 248H84L85 246H86V244L80 249V251H79V253H77V256H76V254L74 255L73 253H72V255L73 256H76L75 257V261H76V263H78V264H264V138L262 137V135H264V125H260V124H264L263 122H264V116H263V120H261L260 119V121H262V123H259V121L257 122V121H255V120H253L252 121V123L250 122V124H248V123H246V121L248 120V119H250V116L252 115V114H250V112L248 113V111H247V113L248 114H250V116H249V118H248V116L247 117H245V120L243 121L242 119H240L241 121H243L244 123H242V124H239V123H241V121L239 122L238 121V124H231L230 125V123H229V125H226V123L228 124V122H229V120H226L228 117H225L226 119V123H224L225 122V120H223V119H221V121H219L220 119V117L219 118H216V117H218L219 116V114H217L218 116H216L215 117V119H218L217 120V122L216 121H213V116H212V114L214 115V113L213 112H215L213 109H212V107H211V109L212 110H210V111H208V113H206V115L207 114H209V112H211V116H212V120L210 121V119L209 118H205V116L204 117H200L202 120H203V118H205L206 119V121H202V122H199L196 118H195V120H197L196 121V123L194 122L195 120H194V118H192V121L193 122H191V118L190 119H188L189 118V115H190V117H191V114H190V112L191 111H188V107L189 108H191L192 106L190 105V104H187ZM220 105H222V104H220ZM233 105V104H232ZM259 105V104H258ZM257 105V106H258ZM13 106V105H12ZM21 106H23V104L21 105ZM107 106H109V107H111V110H110V108H108ZM140 106V107H139ZM191 106V107H190ZM210 106H211V104H210ZM226 106V109H223L224 108V106L222 107L221 106V108L223 109V110H226V113H227V110H229V112L228 113H230V111H231V107H227V105H225ZM229 106H230V104H229ZM237 106H239L238 104H237ZM245 106V105H244ZM244 106H242V107H244ZM250 106V105H249ZM253 106V105H252ZM1 107V106H0ZM4 107V106H3ZM8 108H9V106H7ZM104 107H106L105 109H104ZM171 107H173V106H171ZM196 107V106H195ZM202 107V106H201ZM205 107V106H204ZM214 107H216V106H214ZM219 107V106H218ZM234 107H236V106H232V110L233 109H236V108H234ZM240 107V106H239ZM238 107V108H239ZM247 107V106H246ZM261 107L262 108H264L263 107V105H261ZM11 108V107H10ZM17 108H19V107H17ZM199 108V107H198ZM237 108V109H238ZM241 108V107H240ZM248 108V107H247ZM12 109V108H11ZM196 109V108H195ZM219 109H220V107H219ZM222 109H221V111H222ZM242 109V108H241ZM13 110H15V109H13ZM20 110V109H19ZM30 110V109H29ZM103 110L104 111H106L107 112V110H109L110 112H108V113H106V112H104L105 114H102L103 113ZM137 110L135 111V112H137ZM166 110V109H165ZM169 110H171V108L170 109H168V111ZM190 110V109H189ZM205 110H208V109H206L205 108ZM216 110V109H215ZM243 110V109H242ZM246 110H248V109H245V111ZM250 110V109H249ZM252 110V109H251ZM256 110V109H255ZM255 110H253V112L255 111ZM46 111H48V112H46ZM177 111V112H176ZM192 111H193V108H192ZM201 111V110H200ZM203 111V115H205V113H204V109L202 110ZM201 111V112H202ZM213 111V112H212ZM218 111V110H217ZM239 111H240V109H239ZM244 111V112H245ZM258 111H260V109L258 110ZM257 111V112H258ZM14 112H16V111H14ZM13 111L11 112V113H14ZM34 112V114H35V111H33ZM37 112H39V109H38V111H36V115L38 114ZM43 112V114H47L45 117H48V115H50L49 114V110H45V111H42ZM42 112H40L41 114H42ZM45 112V113H44ZM55 112V111H54ZM102 112V113H101ZM130 114H132V115H129V113ZM196 112H198V111H195V113ZM207 112V111H206ZM236 112V111H235ZM263 112V111H262ZM8 113V112H7ZM29 113V112H28ZM40 113L38 114V116L37 117H35L34 115H30V119L29 120H34V119H40V117L42 116V115H40ZM83 113V112H82ZM170 113V112H169ZM216 113H218V112H216ZM215 113V114H216ZM232 113V115H235L233 112H231ZM237 113V112H236ZM246 113V112H245ZM244 113V114H245ZM246 113V114H247ZM3 114V113H2ZM1 114V115H2ZM5 114V113H4ZM9 114V113H8ZM56 113H52V115H55ZM85 114H86V112H85ZM84 114V115H85ZM90 114H91V112H90ZM94 114H96L97 116H98V114L97 113H94ZM198 115L199 114H202V113H197ZM221 115H223L224 114V112H223V114L222 113H220ZM238 115L240 114V113H237ZM236 114V115H237ZM14 114H12V116H13ZM39 115H40V117H39ZM89 115V114H88ZM161 115V116H160ZM194 115V114H193ZM235 115V116H236ZM237 115V116H238ZM263 115V114H262ZM3 116V115H2ZM17 116V115H16ZM73 116V115H72ZM81 116H82V114H81ZM80 116V117H81ZM91 116V115H90ZM92 116H93V114H92ZM96 116V117H97ZM103 116L105 117V119H103ZM152 116H155V118L153 117L152 118ZM171 116H174V115H171ZM176 116H174V117H176ZM208 116V115H207ZM226 116V115H225ZM229 116V115H228ZM237 116H236V118H237ZM242 116V115H241ZM240 116V117H241ZM6 117V116H5ZM13 117H15V116H13ZM32 117H35L34 119H32ZM39 117V118H38ZM43 118H44V116H42ZM41 117V118H42ZM55 117V116H54ZM70 118H72L71 116H69ZM75 117H76V114H75ZM83 117V116H82ZM98 117V118H99ZM158 117V116H157ZM167 117H169V116H167ZM167 117H165V118H167ZM195 117V116H194ZM197 117V116H196ZM198 117V118H199ZM222 117V116H221ZM224 117V116H223ZM222 117V118H223ZM230 117V116H229ZM231 117H233V116H231ZM253 117L255 118H257V116H255V114L253 115ZM251 118V120L252 119H254V118ZM8 118V117H7ZM51 118H53V117H51ZM51 118H47V121L48 120H50ZM56 118V117H55ZM79 118V117H78ZM86 118V117H85ZM102 118V119H101ZM159 118H157L158 119V121L160 120ZM188 120H187V119ZM234 118V117H233ZM235 118V119H236ZM242 118H243V116H242ZM246 118H248L247 120H246ZM3 119V118H2ZM26 119H28V118H26ZM65 119V118H64ZM62 120L61 121V124L59 123V125H60V127H65V125L63 124L64 122H67L68 120H69V118L67 119V121H65V120ZM168 119V118H167ZM169 122H171V119H175V118H170L169 117ZM175 119V122L176 123H178V121ZM201 119H199V120H201ZM230 119V118H229ZM238 119V118H237ZM6 120V119H5ZM5 120H2V121H4L5 122ZM8 120V119H7ZM11 120H12V118H11ZM18 120V119H17ZM16 120V121H17ZM22 120V119H21ZM29 120H26V122L27 121H29ZM44 119H42V120H39V121H36V122H28L27 124H25V125H28L29 123V125H28V127L27 126H25L26 128H25V131H26V134H24L25 135V137L24 138H28L26 141H27V145L29 144V146H31V149H33L35 146H38V145H41L42 147H43V145H42V143H46V145H48V142H51L50 140H59V138H61L62 137V135H63V137L65 136L66 137V139H67V136H68V134H70L69 135V139H71V137L73 136V134L71 135V133H69L70 131H74V130H72V128L74 129L75 128V123H80V121L79 122H76V121H72L71 120V122L70 121H68V123H69V127L71 126V128H69L70 130H67L68 131V133H67V135H66V130L65 129H67V127L66 128H64V130H65V132H63V128H57L56 126H57V124H56V126H55V128L54 127H52L53 125H55V124H53L52 123V126H51V123H50V125L49 124H45L46 123V118H45V120L43 121ZM81 120V119H80ZM103 120V121H102ZM161 120H163V119H161ZM165 120V119H164ZM163 120V121H164ZM185 120V121H184ZM190 120V121H189ZM64 121V122H63ZM186 121H187V123H186ZM190 122V124H189V126L187 125L189 122ZM222 121H223V123H222ZM228 121V122H227ZM248 121H250V120H248ZM8 122V121H7ZM10 122V121H9ZM8 122V123H9ZM49 122H51V120L50 121H48L47 123H49ZM56 122L58 123L59 121L58 120H56ZM63 122V123H62ZM75 122V123H74ZM83 122H84V120H83ZM87 122V121H86ZM102 122V124H100ZM142 122H140V123H142ZM145 122V121H144ZM157 122V121H156ZM156 122H155V124H156ZM220 122V123H219ZM253 122H255V123H253ZM18 123V122H17ZM21 123H23V125H24V122L22 121H20V125H19V123L17 124V129H15L13 126V131L15 130H17V132H15V135H16V139H15V141L18 143V141H17V139H19V140H21V139H23V140H25L24 138H23V135H21V136H19L18 135V137L19 138H17V134L16 133H18L19 134V132H25V131H23L22 129V127H24V126H22L21 125ZM74 126H72L71 124ZM153 123H151L150 125V127H152V125H153ZM194 123V124H193ZM13 124V123H12ZM14 124H16V123H14ZM154 124V125H155ZM166 124V123H165ZM168 124H170V123H168ZM171 124H173V123H171ZM3 125V124H2ZM46 125H48V126H50L49 128H48V126H46ZM59 125H58V127H59ZM64 125V126H63ZM81 125H82V121H81V124L79 125V127L80 128H82L81 127ZM84 125V127L83 128H85V129H83V132H82V129L80 130V128L78 129V130H76V128H75V131L74 132H76L77 133V135H80V136H83V135H85L84 133H87V131H86V128H87V126H89V125H86V124H83ZM91 125H90V128H94V126H92L91 127ZM140 125H143V126H140ZM154 125H153V127H154ZM158 125H160V124H158ZM158 125H155V126H157L158 128L160 127V126H158ZM7 126V125H6ZM10 126V125H9ZM16 126V125H15ZM22 126V127H21ZM86 126V127H85ZM166 126V125H165ZM168 126V125H167ZM166 126V127H167ZM170 126V125H169ZM8 127V126H7ZM6 127V128H7ZM77 127V126H76ZM149 127V126H148ZM152 127V128H153ZM1 129V130H7V129ZM20 128V129H19ZM50 129V128H53V129H51V131L50 130H48V129ZM155 128V127H154ZM157 128V130H159V132H160V128L158 129ZM165 128V127H164ZM164 128H162V130H164V131H161V133L162 132H168V133H166V134H170L169 132L170 131H168L167 129V131H165V129ZM9 129V128H8ZM88 129V128H87ZM145 129V130H144ZM156 129V128H155ZM19 130H21V131H19ZM89 130V129H88ZM92 129H90V131H91ZM97 130L99 131L98 133H97V135H96V132H97ZM147 130V131H146ZM149 130H151L152 132H154L151 128L149 129ZM157 130H155V133H156V131ZM4 131V132H5ZM12 131V130H11ZM19 131V132H18ZM78 131H79V133L80 134H78ZM85 131V132H84ZM90 131H88V132H90ZM92 131V132H93ZM174 131H171V132H174ZM230 131H233V133L234 132H237V134L239 133L240 134V138H238V139H236L235 140V138H234V140H228V139H230V138H228V134L229 133H231ZM8 132H9V130H8ZM73 132V133H74ZM151 132V133H152ZM12 133V132H11ZM22 133H20V134H22ZM65 133V134H64ZM76 133H74V134H76ZM175 133V132H174ZM173 133V134H174ZM185 133V134H186ZM3 134H6V133H3ZM2 134V135H3ZM60 134V137L59 136H57L56 137V135H59ZM83 134V135H82ZM89 134V133H88ZM101 134H100V136H101ZM153 134V133H152ZM183 134V133H182ZM236 134V135H237ZM7 135V134H6ZM10 135H12V134H10ZM53 135V136H52ZM54 135H55V137L57 138V139H55V137H54ZM92 135V134H91ZM90 135V136H91ZM151 135V134H150ZM232 135V134H231ZM235 135V136H236ZM8 136V135H7ZM95 136H94V138H95ZM114 136H116V138H118L119 136L121 137L120 139H116V141H114ZM167 137H168V135H166ZM170 136H172V135H170ZM169 136V137H170ZM230 136V135H229ZM234 136V137H235ZM238 136V135H237ZM22 137V138H21ZM52 137H54V138H52ZM76 137V138H75ZM87 135L85 136V138H84V140H86L87 138ZM114 138V139H112L113 141H110V138ZM144 137H145V139L146 140H144ZM175 137H177V136H175ZM48 138H49V140H48ZM78 137L77 136H75L74 135V137L71 139V141H73V139H77ZM94 138L92 139V140H94ZM232 138V137H231ZM3 139V138H2ZM1 138H0V140H2ZM10 139H11V137H10ZM47 139V140H46ZM65 139V138H64ZM96 139V138H95ZM167 139V138H166ZM14 140V139H13ZM61 140H63V139H61ZM88 140H90V138L88 139ZM87 140V141H88ZM148 140H150V139H148ZM153 140H155V139H153ZM176 140V139H175ZM10 141V140H9ZM8 141V142H9ZM15 141H13L14 143H15V145H12V146H15V147H12V151H11V148H10V151H8L10 154L13 152V150H18V149H20L21 147H23V146H25V141H23V145H22V143L20 142V143H18V145H17V143L15 142ZM22 141V140H21ZM47 141V142H46ZM68 141H70V140H68ZM70 141V142H71ZM74 141H76V140H74ZM128 141H130L131 143L130 144H128ZM162 141H163V139H162ZM162 141H160L159 143H161ZM165 142H167V140H164ZM180 141V140H179ZM182 141V142H183ZM56 142V141H55ZM55 142H52L51 143V145H54V143ZM60 142V141H59ZM69 142V143H70ZM78 142H79V140L77 141V145H76V143H75V145H74V142H72L73 143V146H69V143L66 141L65 143H68V147L69 148H67V149H65L64 148V150H63V152H68L70 155H69V158L67 157V158H61V160H58L59 159V157H58V159L57 160H55L51 165H50V162H49V166H48V164H46L48 167H45L44 169L43 168H40V169H38L37 168V166L36 167H34V165H32V167H34L33 169L34 170H32V172H31V170H30V175H26V177L28 178H26V177H24L23 175L25 174L24 172V174L21 172V170H19L20 168H23V166L22 165H20L21 167H19L18 165L20 164H18L16 167H14L15 166V164L14 163H11V165L14 167V169H13V167H10L11 165L9 164V165H2V164H8V163H10V162H8L7 161V159L8 160H12V157L15 155V153L13 152L12 154H13V156L11 155V156H8L7 157V155H6V153H8L7 151L5 152V153H3L2 154V156H4V155H6V156H4V158H0L1 160H0V167L2 168V166H3V168L4 169H6V170H2L0 173H2L3 175L1 176V178H0V205H2V204H4L3 203V201L6 199V197H8V198H12V197H14L15 196V194H17V193H19V192H21L22 191V193L21 194H19V195H22L23 194V191H25L27 188H28V185H29V187L31 186V184H32V182L33 183H35L34 181H32L31 179H33V178H37V180L39 181V177H41V176H43V174H44V172H46L47 174H49L50 172H52L53 170H55L54 172H58V170H62V169H59L60 168V163H62V165H61V167H64V168H66L64 165H67V163L69 164L70 162H71V159H74L75 158V160H77L76 159V156H77V152L79 153L80 151L81 152H83V149L84 148H82V147H85V146H79L78 145ZM80 142H81V138H80ZM79 142V143H80ZM85 142V141H84ZM95 142V145L96 144H98V141H97V143H96V141H94ZM94 142H93V145H94ZM178 142V141H177ZM10 143H11V141H10ZM45 143H44V146L46 147V148H48V146H46L45 145ZM82 143V142H81ZM90 143V142H89ZM100 143V142H99ZM101 143H103V144H105L106 143V140H105V142H101ZM20 146V145H22V146H20V147H17V146ZM169 145V144H168ZM173 145H174V143H173ZM11 146V145H10ZM29 146L27 147V146H25V147H27V148H29ZM33 146V147H32ZM55 146V145H54ZM57 146V145H56ZM65 146V145H64ZM86 146H87V143H86ZM99 146V145H98ZM163 146V145H162ZM170 146V145H169ZM6 147V146H5ZM17 147V148H16ZM51 147V146H50ZM89 147V146H88ZM88 147H87V149H88ZM93 147V146H92ZM94 147H96V146H94ZM160 147V146H159ZM165 147H167V145H165ZM171 147V146H170ZM170 147L169 148H166L167 150L169 149V152L171 151L170 150ZM2 148H4L3 146H2ZM14 148V149H13ZM27 148H25V149H27ZM37 148V147H36ZM40 148V147H39ZM39 148L37 149V151L39 150ZM59 148V147H58ZM102 148H103V146H102ZM129 148H130V152L128 153V150H129ZM8 149H9V147H8ZM24 149V153L26 154V153H28V151H29V149L27 150V152H25L26 150ZM30 149V151H32ZM63 149V148H62ZM86 149V148H85ZM85 149H84V153H82L83 154V156L84 157H86L87 155H84L85 153L87 154V152L85 151ZM23 150V149H22ZM22 150L19 152L18 151V153H17V151H16V153L18 154L17 155V158H18V156L19 155H21V157L22 156H24L23 154L24 153H22ZM35 150V149H34ZM32 151L30 154H32V155H30V156H33L34 155V161H35V158H36V161L35 162H39V159L41 158V157H39V154L41 153V155H42V152L40 151L39 153H37L36 151ZM52 150V149H51ZM89 150V149H88ZM87 150V151H88ZM48 151H49V153H50V150H47V152H45V153H48ZM56 151V150H55ZM58 151V150H57ZM56 151V152H57ZM93 151V150H92ZM163 151V150H162ZM35 152V154H33ZM60 152V151H59ZM21 153V154H20ZM55 153V152H54ZM53 153V151L50 153V155H53L54 154ZM90 152L88 151V154H89ZM97 153H99L98 151H97ZM151 154H152V151L150 152ZM9 154V155H10ZM38 154V155H37ZM56 154V153H55ZM74 154H76L75 155V157H71V159H70V156L71 155H74ZM81 154V153H80ZM81 154V155H82ZM128 154H130V155H128ZM27 156L29 155V154H26ZM40 155V156H41ZM43 155H44V153H43ZM47 155H49V154H46L45 155V158H44V156L42 157V160H45L47 163H48V161H49V159L48 160H46V156ZM49 155V156H50ZM80 155V156H81ZM96 155H98V154H96ZM98 155V156H99ZM157 155V154H156ZM161 155H162V153H161ZM35 156H37V157H35ZM48 156V157H49ZM61 156H62V154H61ZM141 156V155H140ZM1 157V156H0ZM5 157H7V158H5ZM10 157V158H9ZM16 157V155L13 157V159ZM39 157V159L37 160V158ZM55 157V156H54ZM53 157V158H54ZM65 157V156H64ZM79 157V156H78ZM82 157V156H81ZM139 157V156H138ZM151 157V156H150ZM20 158V157H19ZM30 157H28V159H29ZM32 158V157H31ZM52 158V159H53ZM80 158V157H79ZM83 158V157H82ZM89 159H90V157H88ZM98 158V159H97ZM131 158H132V156H131ZM51 159V160H52ZM15 160H16V158H15ZM18 160V159H17ZM22 160V159H21ZM24 160V159H23ZM22 160V161H23ZM31 160V159H30ZM41 160V159H40ZM70 160V161H69ZM3 161H7L6 163H3ZM14 160H12L11 162H13ZM18 161H20V160H18ZM21 161V162H22ZM25 161V160H24ZM23 161V162H24ZM26 161H27V158H26ZM135 161V160H134ZM145 161V160H144ZM143 161V163L145 164V165H148L149 163L147 162H144ZM150 161V160H149ZM153 161V160H152ZM22 162V163H23ZM32 162V161H31ZM35 162H33V163H35ZM36 163V164H39V163ZM46 162H43V164L42 165H44ZM77 162V161H76ZM155 162H157V160H155ZM2 163V164H1ZM29 163H30V161H29ZM41 163V162H40ZM63 163H65V164H63ZM73 163V162H72ZM132 163V162H131ZM25 164V163H24ZM23 164V165H24ZM57 164H59L58 166H59V168H58V170L56 171V168H57ZM71 164V163H70ZM136 164V163H135ZM150 164H149V166H150ZM26 165H27V162H26ZM41 165V166H42ZM4 166H6V167H4ZM10 167V168H8V170L10 169V170H12L13 169V171H10V172H5V171H7V167ZM139 166H141V165H139ZM38 167H40V165L38 166ZM144 167H146V166H144ZM1 168H0V170H1ZM31 168V167H30ZM64 168H63V170H64ZM140 168V167H139ZM142 168H143V166H142ZM27 169V168H26ZM106 169V168H105ZM147 169V168H146ZM23 170V169H22ZM25 170V169H24ZM50 170H52V171H50ZM71 170H70V172H71ZM95 170V169H94ZM96 170H97V168H96ZM135 170V169H134ZM138 170V169H137ZM140 170V169H139ZM49 173H48V172ZM66 173H67V171H69L68 169H66V170H64ZM98 171V170H97ZM102 171V170H101ZM112 171V170H111ZM110 171V173H112ZM116 171V170H115ZM128 171V170H127ZM143 171V170H142ZM18 172H20V173H18ZM53 172V173H54ZM63 172V171H62ZM93 172V171H92ZM96 172V171H95ZM94 172V173H95ZM134 172V171H133ZM139 172V171H138ZM5 173V174H4ZM26 173H27V171H26ZM52 173V174H53ZM64 173V172H63ZM66 173H64V176L66 177L68 174H69V172H68V174L66 175ZM81 173V174H80ZM90 174V172H87V173H85V174ZM108 175L110 174L109 173V170H108ZM122 173V172H121ZM142 173V172H141ZM144 173V172H143ZM22 174V175H21ZM47 174H46V177H49V176H47ZM59 174H60V171H59ZM70 174H69V177H70ZM102 174V173H101ZM117 174V173H116ZM125 174H126V172H125ZM135 174H136V172H135ZM137 174H140V173H137ZM136 174V175H137ZM50 175V174H49ZM62 175V174H61ZM61 175H60V177H61ZM78 175V176H79ZM91 175V174H90ZM100 175V174H99ZM107 175V174H106ZM107 175V176H108ZM111 175V174H110ZM123 174H121V176H122ZM129 175H131V174H129ZM128 175V176H129ZM63 176V177H64ZM87 176V175H86ZM94 176V175H93ZM124 177H126L125 175H123ZM127 176V177H128ZM132 176V175H131ZM140 176V175H139ZM164 176H166V178L167 179H164ZM169 176V177H168ZM71 178V181L69 182V178L67 179V180H65L64 179V181L62 180V181H59L58 180V182L59 183H56L55 184V182H57L56 180L59 178H57L55 181H54V183H53V181H52V185H51V187H49V188H47L46 186V188L44 187V189H46V190H44V192H47L48 193V191L49 190H51L52 189V191L54 190H59V186L61 187H63V185H66V184H69V183H71V182H73V180L75 179L76 180V178H79V177H76V178ZM103 177V176H102ZM109 177V176H108ZM115 177H116V175H115ZM118 177V176H117ZM26 178V179H25ZM31 178V179H30ZM43 178H44V176H43ZM81 178H83V177H81ZM91 178H92V176H91ZM103 178H105V177H103ZM121 178V177H120ZM129 178H130V176H129ZM140 178V180L139 181H141V179L143 178V180L142 181H145L146 180V182H145V187L143 186V188L142 187H140L142 184H140V182H138V179ZM73 179V180H72ZM89 179V178H88ZM99 179H101L102 180V178H99ZM110 179H113V178H110ZM123 179V178H122ZM137 179V180H136ZM42 179H40V181H41ZM74 180V181H75ZM79 180H81V179H79ZM84 180V179H83ZM115 180V179H114ZM130 180V179H129ZM132 180V179H131ZM163 180H167V181H170V182H168V183H171V184H169L168 185V183H166L167 184V189L169 188V190H168V193H169V195H165L164 194V192L162 191V189H163V187L161 188L160 187V184L158 185V186H156L155 184H153V182H160V181H163ZM30 181V182H29ZM32 181V182H31ZM37 181V182H38ZM92 181V180H91ZM91 181H89V182H91ZM97 181V180H96ZM95 181V182H96ZM105 181V180H104ZM123 180H121L120 179V182H122ZM44 182V181H43ZM49 182V181H48ZM79 182H82V181H79ZM113 182V181H112ZM119 182V181H118ZM117 182V183H118ZM135 182L137 183H139V187H138V184H136V185H134L135 184ZM51 183V182H50ZM86 183H88V182H86ZM97 183V182H96ZM108 182H106V184H107ZM114 183H115V181H114ZM134 183V184H133ZM143 183V185H144V182H142ZM28 184V185H27ZM85 184V183H84ZM113 184V183H112ZM122 184H123V182H122ZM152 184V185H151ZM95 185V184H94ZM102 185V184H101ZM162 185V184H161ZM171 185V186H170ZM25 186H27V188L25 189ZM35 186H36V184H35ZM38 186V185H37ZM89 186V185H88ZM97 186V185H96ZM104 186V185H103ZM109 186H110V184H109ZM113 187H115L114 185H112ZM169 186V187H168ZM24 187V188H23ZM62 187H61V189H62ZM84 187V186H83ZM86 187V186H85ZM90 187V186H89ZM94 187V186H93ZM98 187H100V184L98 185ZM117 187V186H116ZM32 188V187H31ZM34 188V187H33ZM38 188V187H37ZM53 188H57V189H53ZM75 188V187H74ZM80 188H81V186H80ZM91 188H92V186H91ZM70 189V188H69ZM87 189V188H86ZM99 189V188H98ZM103 189V188H102ZM106 189H109V187L107 186V188ZM118 189V188H117ZM116 189V190H117ZM121 189H123V188H121ZM35 190V189H34ZM40 190V189H39ZM43 190V189H42ZM57 190V191H58ZM63 190V189H62ZM66 190V189H65ZM79 190V189H78ZM84 190V189H83ZM87 190H89V189H87ZM94 190V189H93ZM110 190V189H109ZM114 190V189H113ZM51 191V192H52ZM53 191V192H54ZM56 191V192H57ZM91 191V190H90ZM89 191V193H91ZM108 191V190H107ZM139 191V190H138ZM161 191L163 192V195H162V193H161ZM167 191V190H166ZM30 192V191H29ZM28 192V193H29ZM36 192V191H35ZM34 192V194H32L31 193V195H28L27 196V194H23L24 195V197L22 198V201H21V203H22V205L24 206V205H27V207L29 206H32L33 205V203L36 201L37 202V200L39 199L40 200V197H44L43 195L45 194L43 191L41 192L40 191V193L38 192H36L35 193ZM50 192V191H49ZM50 192V193H51ZM75 191H73V193H74ZM77 192V191H76ZM80 192V191H79ZM82 192H84V191H82ZM85 192H87L86 190H85ZM112 192H114V191H112ZM121 192V191H120ZM47 193H46V195H47ZM61 193V192H60ZM69 193V192H68ZM101 193H103L102 191L99 193V194H101ZM107 193V192H106ZM118 193V192H117ZM124 193H126L127 194V189L125 190V192ZM123 193V191H122V196L124 197H126V195ZM49 194V193H48ZM85 194V193H84ZM92 194V193H91ZM95 194V193H94ZM109 194H111V193H109ZM113 194V193H112ZM116 194V193H115ZM118 194H120V193H118ZM160 194L162 195V196H160ZM22 195V196H23ZM50 195V194H49ZM66 195V194H65ZM70 195V194H69ZM68 195V196H69ZM72 195V194H71ZM87 195H88V193H87ZM117 195V194H116ZM135 195H136V193H135ZM165 195V196H164ZM17 197H18V194L16 195ZM56 196V195H55ZM59 196V195H58ZM81 196H82V194H81ZM85 196V195H84ZM92 196V195H91ZM94 197H96L95 195H93ZM107 196V195H106ZM121 196V197H122ZM128 196L126 197V198H128ZM160 196V197H159ZM20 197V196H19ZM18 197V198H19ZM49 197V196H48ZM52 197V196H51ZM63 197V196H62ZM66 197V196H65ZM72 197V196H71ZM71 197H69V198H71ZM78 197V196H77ZM94 197H92V198H94ZM108 197V196H107ZM120 197V195L118 196V198H116V200L117 199H121V198H119ZM122 197V198H123ZM124 197V198H125ZM68 198V199H69ZM91 198V199H92ZM123 198V199H124ZM125 198V199H126ZM129 198H128V201H130L129 200ZM131 198H132V193H131ZM130 198V199H131ZM141 198V199H140ZM4 199V200H3ZM15 199H16V197H15ZM45 199V198H44ZM63 199V198H62ZM76 199V198H75ZM74 199V200H75ZM88 199V198H87ZM98 199V198H97ZM1 200H3V201H1ZM10 200L11 199H9V203H11L10 202ZM18 201H20L21 199H17ZM49 200V199H48ZM52 200H54V199H52ZM51 200V201H52ZM56 200V199H55ZM89 201H90V199H88ZM93 200H95V198L94 199H92V201ZM104 200V199H103ZM105 200H106V198H105ZM107 200H109V198L107 199ZM114 200H115V197H114ZM127 200V199H126ZM132 200V199H131ZM59 201V200H58ZM61 201V200H60ZM65 201V200H64ZM71 201H73V200H71ZM96 201V200H95ZM100 201H102L101 199L99 200V202ZM120 201H122V200H120ZM128 201H123L124 203H123V205H121L120 207H119V205L122 203V202H120V204L118 203V206H114V208H111V206H110V209L109 208H107L106 209V211L104 210H102V213L100 214V216H98L97 215V217L96 218H98L97 220L95 219H93L92 217H94V216H89V219H86V218H88L87 217V215H86V217H85V219L84 220H81V218L80 217H77V216H79V215H77L78 214V212L76 213V215L77 216H75L74 218H76V219H79V220H77L78 222L81 220V223L79 222V224L77 225L78 227L80 226L81 227V229H83V227H85V222H87V224L89 225V224H92V225H94L93 227H96L95 226V224L97 223L98 225H99V223H100V225L103 223V221H105L106 222V224L107 223H109L111 220H112V218L114 219V217H111L112 215H114L115 214V211H117V210H120L121 209V207H122V209L124 210V208H126L127 207V204H129V203H127V204H125V202H128ZM1 202H2V204H1ZM5 203H8V200L7 201H4ZM35 202V203H36ZM48 202V201H47ZM46 202V203H47ZM91 202V201H90ZM97 202V201H96ZM107 202V201H106ZM116 202H118V201H116ZM131 202V201H130ZM133 202V201H132ZM139 202H141V201H139ZM16 203V202H15ZM38 204L40 203L41 204V202H37ZM64 203H66V202H64ZM68 203V202H67ZM76 203V202H75ZM74 203V204H75ZM77 203H78V201H77ZM98 203V202H97ZM102 203V202H101ZM137 203H138V201H137ZM141 203V205H143ZM13 205H14V203H12ZM45 204V203H44ZM96 203L94 202V205H95ZM103 204V203H102ZM107 204H109V203H107ZM111 204H112V202H111ZM115 204V203H114ZM113 204V205H114ZM136 204V203H135ZM134 204V205H135ZM138 204H140V203H138ZM9 205V204H8ZM7 205V206H8ZM20 205V203L19 202H17L16 203V207H22L23 208V206L21 205V206H19ZM34 205H36V204H34ZM53 205V204H52ZM60 205V204H59ZM67 205V204H66ZM69 205H70V203H69ZM79 205V204H78ZM125 205H126V207H125ZM141 205H139V206H141ZM4 206H5V204H4ZM44 206V205H43ZM62 206H63V204H62ZM71 206V205H70ZM82 206V205H81ZM93 206V205H92ZM92 206H88V207H90V208H92ZM98 206V205H97ZM99 206H101L100 205V203H99ZM129 206H132V203L131 204H129ZM12 206H10V208H11ZM16 207H14V208H6V207H0V219L1 218H3L4 216H9V215H13V214H19L18 213V211H19V209L18 208H16ZM25 207V206H24ZM32 207H34V206H32ZM31 207V208H32ZM37 207V206H36ZM36 207L34 208V209H36ZM57 207V206H56ZM117 207V208H116ZM124 207V208H123ZM133 207V206H132ZM136 207H137V205H136ZM136 207H133L134 209H132L131 208V212H132V215H133V213H135V212H133V211H135L136 210ZM142 207H144V206H142ZM141 207V208H142ZM22 208H21V210H22ZM38 208V207H37ZM42 208V207H41ZM53 208V207H52ZM86 208H87V206H86ZM90 208H88V209H90ZM94 208V207H93ZM90 209V210H92V212L91 213H95V211L93 212V210H95V209ZM34 209H32V210H34ZM66 209H67V207H66ZM69 209V208H68ZM76 209V208H75ZM78 209V208H77ZM80 209V208H79ZM104 209V208H103ZM116 209V210H115ZM130 209V208H129ZM39 210H40V208H39ZM73 210V209H72ZM71 210V211H72ZM82 210V209H81ZM81 210H79V212H81ZM98 210V209H97ZM115 210V211H114ZM133 210V211H132ZM137 210H138V208H137ZM140 210V209H139ZM138 210V211H139ZM27 211V210H26ZM48 211V210H47ZM54 211V210H53ZM63 211V210H62ZM65 211V210H64ZM69 211V210H68ZM82 211H84V210H82ZM121 211V210H120ZM127 211V213L128 212H130V210H125V212ZM21 212V211H20ZM23 212V211H22ZM25 212V211H24ZM38 212V211H37ZM45 212V211H44ZM43 212V213H44ZM58 212V211H57ZM61 212V211H60ZM59 212V213H60ZM85 212H86V210H85ZM88 212V211H87ZM98 212V211H97ZM96 212V213H97ZM124 212V213H125ZM32 212H30V214H31ZM35 213H36V211H35ZM42 213V212H41ZM42 213V214H43ZM56 213V212H55ZM70 214H71V212H69ZM73 213V212H72ZM100 213V212H99ZM139 212H137V214H138ZM144 213V214H143ZM48 214V213H47ZM62 214V213H61ZM65 214H67V213H65ZM90 214V213H89ZM88 214V215H89ZM130 214V213H129ZM22 215H24V213L22 214ZM29 215V214H28ZM40 215V214H39ZM68 215V214H67ZM66 215V216H67ZM72 215V214H71ZM74 215V214H73ZM84 215V214H83ZM95 215V214H94ZM118 215H119V213H118ZM117 215V216H118ZM131 215V216H132ZM17 216V215H16ZM32 216V215H31ZM36 216V215H35ZM46 216H48V215H46ZM53 216H55V214L53 215ZM96 216V215H95ZM128 216L129 215H127V219H128ZM135 217H137L138 218V216L139 215H134ZM13 217V216H12ZM15 217V216H14ZM23 217V216H22ZM28 217V216H27ZM56 217V216H55ZM61 217V216H60ZM82 218H83V216H81ZM111 217V220L109 219V221L107 222V220H105V219H108V218H110ZM33 218V217H32ZM49 218V217H48ZM48 218H45L44 217V220L42 219V220H40L39 221V218L38 219H36V221L38 220V225L39 224H41V226H42V223L43 222H45V220H47ZM51 218V217H50ZM57 218H59V217H57ZM64 218V217H63ZM68 218V217H67ZM70 218V217H69ZM73 217H71V219H67V220H65L66 222L65 223H63V225H61L62 223L60 222V226H61V228L62 229H60L61 230V232H62V230L64 231V229L65 230H67V232L70 230V231H72V229H71V227L69 228V225H72V224H75V223H78V222H74V221H72V220H74V219H72ZM92 218V219H91ZM130 218V217H129ZM4 219V218H3ZM14 219V218H13ZM53 219H55V218H53ZM75 219V220H76ZM131 220H132V218H130ZM21 220H23V219H21ZM63 220V221H64ZM69 220V221H68ZM95 221V222H93V223H95V224H93L92 223V221ZM114 220H116V215H115V219ZM20 221V220H19ZM51 221H52V219H51ZM88 221H89V223H88ZM91 221V222H90ZM126 221V220H125ZM129 221V220H128ZM133 221H129L130 223H132ZM17 222V221H16ZM34 222V221H33ZM104 222V223H105ZM111 222H113V220L111 221ZM110 222V223H111ZM117 222V221H116ZM30 223V222H29ZM49 223V222H48ZM48 223H47V225H48ZM110 223H109V225H110ZM123 223H121V225H120V227L121 226H123L122 224ZM129 223V224H130ZM12 224V223H11ZM44 224V223H43ZM50 224V223H49ZM56 224V223H55ZM114 224V223H113ZM25 225V224H24ZM37 225V222H34V225H33V223H32V225L30 226L34 231H31L29 228V230L27 229L26 231H24V229L21 231V232H18V233H16L15 235L16 236H14V238L13 237H11L13 240H8V239H6V237H8V236H6V237H4V236H2V239H0V251H2V250H4L3 252H1V253H3V254H5V250H6V248L5 247H7V246H10V248H12V250H13V252L11 251V249H10V251H8L9 249H7V254H9V256H8V261H6V258H7V254H6V258L4 257H2L3 258V261H1V256H2V254L0 253V264H9V263H11L12 264V262H16L15 264H17V262H18V264L20 263L21 264V262H23V264H24V262H27V261H25V260H23V259H26L27 257H28V255H27V257L25 258V254H23V252H22V254H15V252H14V249H15V247L18 245H16L15 246V243H20L22 240H25V241H23V242H28V241H30V243H28V245L27 244H25V243H23L24 245H26L27 247H25V249H23V250H26V248H28L27 250H29V252H30V250H31V248L29 249V244H31L32 243V239L34 240L33 241V247L35 246L36 248H40V250L42 249V245H44V244H46L47 246H48V240L51 238V236L54 234V231H56V229L54 230V231H52V233H50L49 232V230L47 231V229L49 228H47L46 227V229H45V227L44 226H42V227H39ZM45 225H46V223H45ZM46 225V226H47ZM117 225H118V223H117ZM10 226V225H9ZM14 226H15V224H14ZM20 226V225H19ZM23 225H21V227H22ZM52 226V225H51ZM90 226V225H89ZM88 226V227H89ZM103 226V225H102ZM107 226V225H106ZM114 226V225H113ZM116 226V225H115ZM128 226H129V228H128ZM28 226L26 225V228H27ZM53 227V226H52ZM59 227V226H58ZM86 227H87V225H86ZM85 227V228H86ZM87 227V228H88ZM93 227H92V229L91 230H93ZM99 227V226H98ZM104 227H105V225H104ZM109 228H110V226H108ZM107 227V228H108ZM112 227V226H111ZM116 227H118V226H116ZM116 227H114V228H116ZM4 228H5V225H4ZM25 228V229H26ZM60 228V227H59ZM58 228V229H59ZM74 228H76L77 229V227H74ZM91 228V227H90ZM22 229V228H21ZM45 231H44V230ZM57 229V230H58ZM97 229V228H96ZM95 229V230H96ZM103 229V228H102ZM1 230V229H0ZM7 230V229H6ZM19 230V229H18ZM39 230V231H38ZM43 230L45 233H41V231ZM89 230V229H88ZM104 230V229H103ZM106 230V229H105ZM112 230V229H111ZM111 230H108L107 231V233H105V231H103V233H105L106 235L108 234V232L110 233V231ZM77 231V230H76ZM1 232V231H0ZM3 232V231H2ZM38 232H40L39 234H38ZM48 232V233H47ZM56 232H58V231H56ZM60 232V231H59ZM77 232H79V231H77ZM76 232V233H77ZM84 232V231H83ZM86 232L88 233V231L86 230ZM86 232H84L85 234H86ZM93 232H96V231H92V233ZM101 232V231H100ZM99 232V233H100ZM115 232V231H114ZM113 232V233H114ZM13 233V232H12ZM64 233V232H63ZM62 233V234H63ZM73 233V232H72ZM75 233V232H74ZM73 233V234H74ZM90 233H91V231H90ZM91 233V234H92ZM1 234H3V233H1ZM10 234V233H9ZM19 234V235H18ZM34 234L36 235V236H34ZM59 233H57V235H58ZM69 234V233H68ZM68 234L66 235L67 237H68ZM79 234V233H78ZM96 234H98V232L96 233ZM4 235V234H3ZM82 235L84 236V238H85V235L82 233ZM88 235H89V233H88ZM10 236H12V234L10 235ZM10 236L8 237L9 239H11L10 238ZM54 236V235H53ZM60 237H61V235H59ZM82 236V237H83ZM100 236H102V235H100ZM55 237V236H54ZM57 237V236H56ZM67 237H66V239H67ZM80 237V234H79V236H78V238ZM93 237V236H92ZM108 237H109V239H108ZM1 238V237H0ZM31 238V239H30ZM64 238V237H63ZM70 238V237H69ZM88 238H90V237H88ZM100 237H98V239H99ZM103 238H104V236H103ZM30 239V240H29ZM58 239V241H59V239H60V241L62 240L61 238H57ZM86 239V238H85ZM92 239V238H91ZM70 240H72V239H70ZM75 240V239H74ZM76 240H77V238H76ZM82 240V239H81ZM93 240V239H92ZM50 241V240H49ZM53 240H51L50 242H52ZM67 241V240H66ZM89 241V240H88ZM98 241V240H97ZM100 241V240H99ZM102 241V240H101ZM101 241H100V243H101ZM69 242H71V241H69ZM68 242V243H69ZM84 242H85V240H84ZM89 242H91V240L89 241ZM103 242V241H102ZM103 242V244H105ZM38 244L39 246H37L36 244ZM64 243H65V241H64ZM72 243V242H71ZM86 243H88V242H86ZM92 243V242H91ZM122 243H124L125 244V246L124 247H122L121 245H122ZM22 244V245H23ZM50 244V243H49ZM53 244V243H52ZM51 244V245H52ZM55 244H56V239H55ZM11 245H13L14 246V249H13V246L11 247ZM32 245V244H31ZM67 245V244H66ZM69 245H71V244H69ZM75 245H77L76 244V242H75ZM80 245V244H79ZM121 247H120V246ZM41 246V247H40ZM47 246H45V247H47ZM54 246V245H53ZM65 246V245H64ZM82 245H80V247H81ZM89 246H90V248H89ZM93 246V245H92ZM100 246V245H99ZM21 246L19 245V248H20ZM24 246H22V248H23ZM31 247V246H30ZM32 247V248H33ZM34 247V250L36 249ZM52 247V246H51ZM60 247V246H59ZM68 247V246H67ZM72 248H73V246H71ZM76 248L78 247V246H75ZM9 248V247H8ZM18 248V249H19ZM22 248H20V251H22L21 249ZM52 248H54V247H52ZM51 248V249H52ZM66 248V247H65ZM37 249V250H38ZM43 249H44V247H43ZM46 249V248H45ZM44 249V250H45ZM47 249H48V247H47ZM50 249V250H51ZM62 249V248H61ZM61 249H59V250H61ZM92 249L94 250V249H96V251H92ZM113 249H111L112 251H113ZM33 250V254H36V250L34 251ZM39 250V251H40ZM74 250V249H73ZM82 250V251H81ZM19 250L17 251L16 250V253L17 252H20ZM49 251V250H48ZM53 251V250H52ZM56 252H57V250H55ZM64 252H65V250H63ZM62 251V252H63ZM69 251V250H68ZM75 251V250H74ZM109 251V250H108ZM12 252V253H14L12 256H11V254L10 253ZM28 252V251H27ZM55 252V253H56ZM67 252V251H66ZM70 252H72V251H70ZM76 252V251H75ZM101 252V253H102ZM105 252H107V250L105 251ZM24 253H26V252H24ZM47 253V252H46ZM54 253V252H53ZM100 253V252H99ZM99 253H96V254H99ZM109 253V252H108ZM107 253V255H109ZM111 253H113V252H111ZM27 254V253H26ZM32 254V255H33ZM37 254H40V253H37ZM43 254V253H42ZM52 254V253H51ZM58 254H59V252H58ZM63 254H65V253H63ZM71 255V253H68V255ZM31 254L29 253V256H30ZM70 256V257H67L66 255L64 256V257H66V258H68L69 260H70V258L72 259L73 258V256ZM103 256H105V254L103 253L102 254ZM5 256V255H4ZM34 257H35V255H33ZM51 256V255H50ZM55 256H56V254H55ZM58 256V258H59V256H61V253H60V255H57ZM56 256V257H57ZM24 257V258H23ZM43 257H45V255L43 256ZM46 257H48V256H46ZM45 257V258H46ZM63 257V256H62ZM63 257V259H65ZM100 257V256H99ZM112 257V258H111ZM23 258V259H22ZM29 258H31V260H32V257H29ZM36 258V257H35ZM34 258V259H35ZM50 257H48V259H49ZM58 258L56 259V261L58 260ZM103 258V257H102ZM53 259H54V257H53ZM68 259H66V260H68ZM27 260V259H26ZM30 260V259H29ZM44 260H46L45 262H44ZM41 259V261H43L42 263H40V264H47L46 262H48L49 260H51V259H49V260H47V259ZM68 260V261H69ZM73 259H72V261L73 262H75ZM37 261V260H36ZM35 261V262H36ZM34 262V261H33ZM40 262V261H39ZM38 261L36 262L37 264L39 263ZM61 262H63V264H64V260L63 261H61ZM32 263V262H31ZM57 263V262H56ZM69 264L71 263L72 264V262H68ZM67 263V264H68ZM27 264H30V262L28 263L27 262ZM33 264V263H32ZM50 264H55V263H50ZM57 264H60L59 262L57 263ZM62 264V263H61Z\"/></svg>",
	"mask_w": 264,
	"mask_h": 264
},
{
	"label": "rangeland",
	"instance_id": "2",
	"mask_svg": "<svg viewBox=\"0 0 264 264\" xmlns=\"http://www.w3.org/2000/svg\"><path fill=\"white\" fill-rule=\"evenodd\" d=\"M18 1V2H17ZM33 1H35V0H11V2L9 1V0H0V7H1V9H0V11L1 12H5V11H7L8 12V10L12 13V14H15V15H12V16H14V17H16V19L14 18V17H12L11 16V14H8V16L10 15V19H11V17H12V20L14 19V22L16 21V22H19V23H21V21L23 20V22L21 23V24H25V25H27L28 27H29V25H30V28H32L33 30H35V27H39V29H41L42 27L41 26H43V28H46V27H48V31H55V33H57L58 32V34L60 33V31L62 30V34H63V36L62 37H64V35H66L67 34V41H69V40H71L70 41V43L72 42V40L74 39L75 41H73L74 43L76 42V40H79V41H81V43H82V40L83 39H81V38H84V40L83 41H85V38H88V39H86L87 40V42L89 41V43H90V39H91V41H93V42H91L90 44H94V42H95V44L96 43H100V44H102L101 46H103V48H105V46L106 45H108V44H111L110 45V49H115V48H117L118 46V44H120V42L119 41H117L116 39H121V37H122V35H128V37L130 36V39L132 38V40H134V41H132V40H128V41H130L129 43H132L133 42V44H134V42H136V43H139V45H142V44H145V45H150V46H156L157 44H155V42L157 41V36L158 35H162L163 37H164V35L166 36V37H168L169 39H167L169 42H173V41H170V39L171 40H174L175 39V43H183V42H185V40H188V38H189V40H193V41H199V40H202V37H203V39L205 38V37H210V39H211V37H212V39L213 38H215L216 37V35H217V33L220 35V33H224L225 32V35H226V33H228L227 32V30H228V28L230 27H233V24H232V21H233V23H234V26L236 25L235 24V22L236 21H238V20H233V18H236L235 16H237L238 15V17H240L239 15H241L242 14V16H241V19H242V17L243 16H247V14H248V16H250V14H251V12H252V14H254L256 11L259 13H261V10H259V9H262V11L264 10L263 8H264V0H262L261 2L263 3H261L260 2V0H158V1H161V3L160 2H158L157 0H139V2H137L138 0H116V2H115V0H112L111 2H110V0H98V2H97V0H86V2H85V0H82V1H80V0H76L77 1V3L75 2V0H70V2H68V0H37L36 2H33ZM49 1V2H48ZM66 3H69V4H66ZM100 1V2H99ZM105 1V2H104ZM131 1V2H130ZM135 1V2H134ZM141 1H142V3H141ZM152 1H155V2H152ZM167 2V3H165V2ZM170 1H173V2H170ZM189 1H190V3H189ZM193 3H192V2ZM205 1H207L206 3H205ZM9 4H8V3ZM45 2H47L48 4H51V3H53V4H51V5H48V4H46ZM74 2H75V4H74ZM93 2V3H92ZM94 2L95 3H99L100 5L98 6L97 4H94ZM108 3V4H105V3ZM113 2V3H112ZM114 2H115V4H114ZM121 2H123L122 4L123 5H125L126 3H128V5H126L127 7H128V9H125V7L126 6H122L121 5ZM147 2H149V3H153V4H151L152 6L154 5H156L157 7H152L149 3H147ZM170 2V3H169ZM245 2V3H244ZM1 3H3V4H1ZM16 3V4H15ZM19 3V4H18ZM44 3V4H43ZM60 3V5L61 6H63V8L60 6V5H58ZM61 3H65L64 5L63 4H61ZM80 3V4H79ZM87 3V4H86ZM90 3V4H89ZM93 5H92V4ZM102 3H104L103 5H102ZM117 3H118V5H121L120 7L119 6H116L117 5ZM120 3V4H119ZM131 3V4H130ZM133 3V4H132ZM139 5H138V4ZM141 3V4H140ZM145 3H146V5H145ZM163 3V4H162ZM171 3H173V4H171ZM178 3V4H177ZM203 3H205V4H203ZM248 3V4H247ZM250 3H252V5L250 4ZM21 4V5H20ZM31 5L30 6V8H27V6H29V5ZM36 4H40V7L38 8V6L39 5H37V8H35L36 6H34V5H36ZM84 4V5H83ZM159 4V5H158ZM174 4H176V5H174ZM185 4H188V5H185ZM189 4L191 5V6H189ZM237 4V5H236ZM250 4V5H249ZM261 4V5H260ZM3 6V8H2V6ZM16 5V6H15ZM17 5H19L20 6V9H24V7H25V9H24V11H22V15L20 14V13H17L18 11L16 10L19 6H17ZM54 5H55V8H54ZM56 5H58V6H56ZM75 5V6H74ZM79 5H81L80 7H79ZM86 6V8L85 7H83V6ZM94 5H95V7H94ZM107 5H108V7H107ZM112 5H114V6H112ZM137 5V6H136ZM168 5H169V7H168ZM179 5V6H178ZM243 5H245L246 7H249V8H247V10H246V8H245V6H243ZM259 5V6H258ZM9 6H11V8L9 7ZM15 8H13V7ZM22 6H23V8H22ZM34 6V7H33ZM49 6H51V7H53V9L51 8V7H49ZM71 6H72V8H71ZM87 6H89V9L87 8ZM90 6H91V9H90ZM101 6H103V7H101ZM131 6V7H130ZM147 6V7H146ZM159 6V7H158ZM161 6V7H160ZM182 6V7H181ZM239 6V7H238ZM31 7L33 8V9H31ZM47 7H49V9L47 8ZM67 7V8H66ZM93 7H94V9H93ZM106 7H107V9H106ZM114 7V8H113ZM118 7H119V9H118ZM132 7H133V9H132ZM138 7V8H137ZM140 7V8H139ZM142 7V8H141ZM170 7H173V8H170ZM190 7V8H189ZM5 8V9H4ZM26 8H27V10H29V9H31V10H29V14L27 13L28 11L26 10ZM57 8V9H56ZM60 8L62 9V10H60ZM100 8H102V9H100ZM123 8H124V10H127V11H129L130 10V14H129V12H128V15L130 16V17H132V18H129V16L127 17V13H124L125 11L123 10ZM135 8H137V9H135ZM144 8H146V10H144ZM150 8V9H149ZM151 8H153V10L151 9ZM157 8L159 9V10H157ZM165 8V9H164ZM175 8V9H174ZM181 8H183V9H181ZM234 8V9H233ZM242 8H245L244 10L242 9ZM4 9V10H3ZM7 9V10H6ZM11 9V10H10ZM12 9H14V10H16V13H17V15H16V13H15V11H13ZM35 9V10H34ZM37 9V10H36ZM41 11H40V10ZM46 9V10H45ZM104 9H106L107 10V13H106V10L104 11ZM109 9V10H108ZM131 9H132V11H131ZM139 9V10H138ZM143 9V10H142ZM155 9V10H154ZM174 9V10H173ZM180 10V11H178V10ZM233 9V10H232ZM251 9V10H250ZM254 9V10H253ZM3 10V11H2ZM39 10V11H38ZM52 10V11H51ZM56 10V11H55ZM58 10H60V11H58ZM64 10V11H63ZM66 10V11H65ZM113 10H114V12H113ZM118 10V12L120 13H116V11ZM121 10V11H120ZM137 10V11H136ZM241 10V11H240ZM14 13H13V12ZM35 11V12H34ZM47 11V12H46ZM49 11H50V13H49ZM53 11H55L56 13H54ZM80 11H83V12H81V14H80ZM111 11H112V13H111ZM141 11V12H145L146 11V13H139V12ZM150 11V12H149ZM185 11V12H184ZM189 11V12H188ZM233 11V12H232ZM237 12V15L235 14L236 12ZM243 11V12H242ZM254 11V12H253ZM34 12V13H33ZM40 12H42V13H40ZM51 12H52V14H53V16H52V14H51ZM58 12V13H57ZM62 12V13H61ZM136 14H135V13ZM155 12V13H154ZM157 12V13H156ZM159 12V13H158ZM164 13V16L162 15L163 13ZM181 12V13H180ZM196 14H195V13ZM207 12V13H206ZM235 12V13H234ZM250 14H249V13ZM9 13V12H8ZM27 13V14H26ZM46 13V14H45ZM48 13V14H47ZM109 13V14H108ZM111 13V14H110ZM139 13V14H138ZM151 13V14H150ZM199 13H202V15L201 14H199ZM240 13V14H239ZM5 14V13H4ZM23 14H25V16H23ZM30 14H33V15H30ZM34 14L36 15V16H34ZM56 14V15H55ZM81 16H80V15ZM117 14H118V16H117ZM126 14V15H125ZM131 14H133V15H131ZM136 15V17H134L135 15ZM144 14V15H143ZM146 14V15H145ZM148 14V15H147ZM154 14V15H153ZM157 14V15H156ZM177 14H179V15H177ZM188 14V15H187ZM256 14V13H255ZM30 15V16H29ZM50 15V16H49ZM109 15H110V17H109ZM116 15V16H115ZM141 15H143V16H141ZM168 15H169V17H168ZM183 15H184V17H183ZM232 16V18H230L229 19V17H231ZM48 16V17H47ZM76 17V18H74V17ZM115 16V17H114ZM201 16V17H200ZM33 17V18H32ZM35 17H37V18H35ZM42 17V18H41ZM49 17H53L52 19L50 18V19H48ZM54 17H55V20H54ZM80 17H81V19H80ZM87 17V18H86ZM92 17V18H91ZM96 19V22H95V19ZM106 17V18H105ZM116 17H118L117 19H116ZM123 19H122V18ZM164 17H165V19H164ZM188 17V18H187ZM27 18V19H26ZM35 18V19H34ZM38 18H41V19H38ZM45 18V19H44ZM70 18H72V19H70ZM74 18V19H73ZM89 18V19H88ZM104 18V19H103ZM109 18V19H108ZM113 18V19H112ZM116 19V23H118V24H114L115 23V19ZM128 18V19H127ZM161 18V19H160ZM190 18V19H189ZM245 18H247V17H245ZM245 18L243 17V20H245ZM37 19V20H36ZM48 19V20H47ZM71 21H70V20ZM79 21H78V20ZM107 21H106V20ZM114 20L113 22H112V20ZM125 19H127V20H125ZM131 19V20H130ZM171 19H173V20H171ZM180 19V20H179ZM182 19V20H181ZM238 19V18H237ZM18 20V21H17ZM26 20V21H25ZM43 20H44V22H43ZM46 20V21H45ZM53 20V21H52ZM99 20V21H98ZM109 20V21H108ZM117 20H119V21H117ZM159 20V21H158ZM171 20V21H170ZM185 20V21H184ZM188 20V21H187ZM30 21H31V23H30ZM48 21V22H47ZM74 21V22H73ZM76 21V22H75ZM101 21V22H100ZM103 21H106V22H103ZM128 23H127V22ZM200 21V22H199ZM260 21V20H259ZM258 21V22H259ZM71 22H73V23H71ZM89 22V23H88ZM124 22H125V24H124ZM156 22H159V23H156ZM165 22V23H164ZM189 22V23H188ZM261 23V25L260 24H258V25H256V26H253V24H252V27L251 26H248V28L246 29V27L243 29L242 28V30H243V33H242V31L241 30H239V31H241L240 32V34H239V31H238V33L235 31V32H233L234 34H232V35H230V37H232L231 39H233V40H231L230 39V37H229V35L228 36H225L226 38L225 39H223L222 41L224 42H222V43H220V45H218V47H220L221 46V44H222V47H223V49L220 47L219 49L221 50H219L218 49V51L215 49V51L216 52H218V53H215V51H213V49L214 48H212V53H211V51H209V53H207V52H204L206 55H204L205 57H201V58H199V56L200 55H195V57L199 60H196L195 58V60H196V62L197 63H199L200 64V62L202 63V64H200V66L202 67H200L199 66V64H197V65H194V67L196 68V72H195V68H192V69H194L193 71L194 72H189V73H191L192 75L191 76H189V77H187V79H190V80H192V81H190L189 83L187 82V81H185V79H186V77H184L183 75L184 74H186V73H184V74H178V73H180V72H177V71H175L174 70V72H176L178 75L177 76H175V75H173L174 77L173 78H171L170 79V77H163V74L164 73H166L168 76H170L169 75V73L170 72H173V71H170L169 72V68L167 69L166 67L168 66L167 64H170L171 66H173V65H175L176 66V62H174L173 60H168V63L167 62H165L166 60H162L161 59V61H159V64H162V65H158L157 64V68L158 67H160V68H162L161 66H163V65H165V66H163V67H165V68H162V69H164L163 70V73H162V75H161V77H160V75H158L157 76V74L155 75V72H156V68L154 69V71L153 70H151V69H153V67H152V62L153 61H155L154 59L152 60V62L151 61H148L149 63L147 64L146 62H144L142 65H143V67H142V65L140 66V68H136L135 66H137V67H139V64H136L135 66L134 65H130V64H123V63H120L119 61H117V63H116V61L114 62V60H111V61H109L110 59H108L107 60V58H100V59H98V58H93V60L95 61H93L92 60V58L90 59V58H86V60L88 59H90L89 60V62L87 63L86 61H85V63L88 65V66H85V64H82V65H80L79 67H78V65L80 64V62L82 61V58L81 59H78V60H80V62H79V64H77V63H75V64H77L76 65V67L74 66V63L72 64V63H69V59L68 58H70V57H73V56H70L71 54H68V55H66V53L64 52V51H66V50H64L63 51V54L65 53V55H62L61 53L60 54H57V55H53L54 56V58H53V56H52V58L54 59L53 60V62L55 61H59L60 60V58H61V62H62V59H64L65 60V58L67 59L66 61L68 62V66H70L69 64H72L74 67V70H73V68L71 67L70 69H72L70 72H72L73 71V73L72 74H70V72H68L67 70V72H65V73H67L68 74V76H69V74L71 75L70 76V78L68 79H66L65 78V76L67 75H65V73H63L64 71H62V70H64V69H67V68H69V67H67L66 68V62H64L65 64H63V62H62V64L63 65H65L64 67L62 66V65H60V64H57V65H59V66H62L63 68H62V70L60 71L59 69L61 68V67H59V69H58V67L57 66H55V64H53V68H57L56 70L54 69V71H56L57 73H58V71H59V74H57V73H55L54 71H53V74H52V72L50 73V71H51V69L52 68H50L51 66H52V58H50V63H51V66L49 65V67L48 66H46V64H44L43 63V61L44 62H46V60H49V59H41L42 57L43 58H46V57H48L49 55H47L46 57L45 56H40V58H38L39 56H37V58L38 59H41V60H39V61H41L43 64H44V66L43 65H41L40 64V62L38 61V59L36 60L35 59V57L33 56V58H32V56L31 57H28V59H21L20 60V62L19 61H17V63H16V61H15V63L12 61V60H9V62L6 60V58H7V55H6V52L7 53H11L12 51H14V49L15 48H17V49H19V47L17 46V47H15L12 43H10V41L6 38V37H4V36H2L1 34H0V53L2 54H0V73H2V74H0V138L2 139V140H0V158H4V156H6L7 155V157L8 156H13V152L15 153V155H16V160H15V158L13 159V157L15 156H13L12 157V160H14L13 162H11L12 160L10 159V160H8L7 159V161L8 162H10V163H8V164H2V165H11V163H16L15 164V166L14 167H16L19 163V167H21L20 165H22L23 166V168H20L19 170H21V172L24 174L23 176L24 177H26V175H30V173L32 172V170H34L35 168L34 167H36L37 166V168L38 169H40V168H45V167H48L49 166V162H50V165L55 161V160H57L58 159V157H59V159L58 160H61V158L63 157V158H69V153L68 152H63V150H64V148L65 149H67V148H69L68 147V143L71 141V139L74 137V135L75 136H77L78 138L77 139H73V141H71L70 143H69V146L71 147V146H73V143L72 142H74V145H75V143H76V145H77V141L79 140V142H80V138H81V142L79 143L78 142V145L79 146H85V147H82V148H86L85 149V151L87 152V154L85 153L84 155H87L86 157H84L83 156V154L82 153H84V149H83V152H77V156H76V159L77 160H75V158L74 159H71V157L73 158V157H75V155L76 154H74V155H71L70 156V159H71V164L69 163H67V165H64L66 168H64V167H61V165H62V163H60V165L59 164H57V168H56V171L58 170V168H59V166H60V168L59 169H62V170H58V172H54L55 170H50V171H52V172H48L49 174H47L46 172H44V174H43V176H44V178H43V176H41V177H39L40 179H42L41 181H40V179H39V181L37 180V178H33V179H31L32 181H34L35 183H33L32 181V184H31V186L29 187V185H28V188H27V186H25V191H23V194L25 193V194H27V196L28 195H31V193L32 194H34V192L36 191L37 193L39 192L40 193V191L42 192H44V190H46V189H44V187L46 186L47 188H49V187H51V185H52V181H53V183H54V181L56 180L57 182H55V184L56 183H59L58 182V180L59 181H64V179L65 180H67L68 178V180H69V182L71 181V178H73L74 176H71L72 174H70V173H73V174H75L77 171V169H75L76 167H79L78 166V164L79 165H81L82 163H84V162H86V161H88V160H91V155H93V158H95V159H93V160H96V157H100V155H102V158H103V156L105 157L106 156V153H102V152H105V150H104V148L106 149V147H107V141H108V144H110L109 143V139L108 138H104L105 140H106V143L105 144H103V143H101V142H105V140H103V139H101V138H103V136H102V134H101V132H99V131H101L102 129H101V127L103 128V129H105V128H107V126L110 124V122H109V116H108V114L107 115H105L106 116V120H107V117H108V120L106 121V120H104V124L106 125V123L108 124L107 126H105V127H103V125L104 124H102V122L100 123V124H102V126L100 125V128H99V126H97L98 124H97V122H98V120H100V117L102 116V115H100V110L102 109V106L103 105H105V103L104 102H108V103H106V105H109V102L110 101H112V103H113V101H114V99H115V101H119L120 99H123V98H127L126 100L128 101V99H130L129 100V102H130V104H129V102H128V104L129 105H131L130 107L132 108L133 106H132V104H133V99L137 102L138 100H139V102H140V99H138L139 98V95H140V97H141V95L143 94V96L145 97V98H147L146 97V95L147 96H149V97H152L153 96V100H154V97H156V98H158V96H159V98H158V100H160V99H162L164 102H165V100H166V103L167 104H169V105H171V106H173V107H171L170 106V108H171V110H169L168 111V109H170L169 108V106H167V104L165 105V106H167L168 108H165V109H162L163 111H162V118L160 117L159 118V114H161V112L159 113V114H156L155 116H156V118H155V116H152V118L154 117L155 118V122H156V124H155V122L153 123V120L152 119H146V120H144L143 122H142V120L141 121H139V124H145L146 122H147V120H150L148 123V126L147 127H145V129L146 128H148V134H149V132H150V134L149 135H146L147 137H146V139H147V141H156L157 142V145L158 146H156V148L154 147V148H152V150H149V151H147V152H144V153H142V154H135L134 152H133V155L131 154V156H132V158H131V156H129V158H128V163H130L129 164V166H128V164L125 166V167H113V168H109L110 167V165L109 166H106L105 168H104V170L101 168L100 169V167L98 168V166L97 165H94L93 166V168L92 169H90V171H85L84 173H83V176L81 175V177H83V178H81L80 177V175L78 176V175H76L74 178H76V177H79V178H76V180L74 181L73 179V182H71V183H69V184H66V185H63V187H62V189H61V187L59 186V190L57 189V188H53V189H57V190H53L52 191V189L51 190H49L48 191V193L50 194H48L47 192H44L45 194L43 195L44 197H40V200L38 199L37 200V202H41V204L39 203H37L36 201V203L34 202L33 203V205L32 206H34V207H32V206H28L27 207V205H22V203H21V201H22V198L24 197V195L22 196V195H19V194H21L22 193V191L21 192H19V193H17L18 194V197L16 196L17 194H15V196L14 197H12V198H8V197H6V199L4 200V201H7L8 200V203H5L3 200H1V201H3V203L5 204V206H4V204H2V202H1V204L2 205H0V207H6V208H10V206H12L11 208H14V207H16V203L17 202H19L20 203V205L19 206H23V208L22 207H16V208H18L19 209V211H18V213L19 214H13V215H9V216H4L3 218H1L0 219V239H2V236H4V237H6V236H10L11 234H12V236H10V238L11 237H13L14 238V236H16L17 234L16 233H18V232H21L23 229H24V231H26L31 225H32V223H33V225H34V222H37V225H38V220L36 221V219H38L39 218V221L40 220H44V217L45 218H48L47 220H45V222H43L42 223V226H44L45 227V229H46V227L48 228L47 229V231L49 230V232L50 233H52V231H54L56 228L58 229L59 227V229L57 230L56 229V231H58V232H56V231H54V236L52 235L51 236V238L49 239L50 241L51 240H53L52 242H50L49 240H48V246L46 245V244H44V245H42V249L40 250V248L38 249V248H36L35 246V250H34V247H33V239H32V245L31 244H29V249L31 248V250H30V252H29V250H27L28 248H26V250H23V249H25V247H27L26 245H24L23 243H25V244H27L28 245V243H30V241H28V242H23V241H25V240H22L20 243H15V249H14V246L13 245H11V247L13 246V249H14V252H15V254H22V252H23V254H25L26 256H25V258L27 257V255H28V257L26 258V259H23V260H25V261H27L28 263L30 262V264H37L36 262L38 261H40L38 264H40V263H42L43 261H41V259H47V260H49V259H51V260H49L48 262H46L47 264H50V263H55V264H57L58 262L61 264H63V262H61V261H65L64 262V264H67L68 262H72V264H78V263H76V261L74 260L75 259V257L77 256V253H79V251H80V249L86 244V246L84 247V248H82L83 250H85L86 249V247L88 248V244H92V245H90L91 246V248L92 247H94V248H103L102 247V245H106L107 243L106 242H104V240L107 238V236H113L114 234H116L117 233V231L119 232V230H118V228H124V224L125 223H123V222H126L129 226L130 225H132L136 220H138V219H141L140 217H144V215H142L141 214V212H143L144 211V209L143 208H146V201H143V199L142 200H139V198H137V197H142V195H144L143 193L142 194H140V196L137 194V192L139 193H141L142 191H140V188L137 190V191H134V190H136V189H134L132 192H130V198H131V193H132V200L129 198V196H128V193H129V191H128V186H129V184H132L131 182H134L133 180H135L134 178H138V177H140L141 178V175H142V177L144 178V176H143V174L144 175H146L147 174V172H148V170L151 168V170H152V168H155V166H154V164L156 163H158V160H159V158H164L165 156H169L170 154H173V150L175 149V147H176V145H180V143H184V141L186 140L187 141V139L189 140V138H187L185 135H188L186 132H184L183 130L182 131H179V132H176V131H174V130H171V131H174V132H171L169 129H171V128H173V127H179L180 125H181V123L179 122L180 120H183V118H180L179 119V121L176 119L177 118V116H179V115H182V114H179L177 111V113L175 114V113H173V110L174 109H178V108H180V107H182V106H184L183 104H190L191 106H192V104H193V102L195 103V104H193V106L191 107V108H189L188 107V111H191L190 112V114H191V117H190V115H189V118L188 119H190L191 120V122H193L192 121V118H194V120H195V118L199 121V122H202L203 120L204 121H206V119L205 118H209L210 119V121L213 119V121H216L217 122V120L218 119H215V117L216 116H218L217 114H219V116L218 117H216V118H219L220 120L219 121H221V119H223V120H225L226 118L225 117H228L226 120H229V122H228V124L226 123V120H225V122L224 123H226V125H229V123H230V125L233 123L234 125L235 124H238V121L240 122L241 120L240 119H242L243 121L245 120V117H247L248 116V118H249V116H250V114H252L251 116H250V119H248V118H246V120L248 119V120H250V121H246V123H248V124H250V122L252 123V121L253 120H255V121H259V123H262V121H260V119L261 120H263L264 118H263V116H264V108H262L261 107V105H263V107H264V21L262 22V21H260ZM40 23L42 24V25H40ZM46 23V24H45ZM48 23V24H47ZM60 23V24H59ZM71 23V24H70ZM94 23V24H93ZM95 23H96V25H95ZM97 23H99V26H98V24ZM101 23V24H100ZM108 23V24H107ZM113 23V24H112ZM119 23H121V25L119 26ZM162 23V24H161ZM175 24V25H171V24ZM36 24H39L40 26H36ZM70 24V25H69ZM73 24V25H72ZM75 24V25H74ZM113 25V28H112V25ZM122 24H123V26H122ZM153 24H154V26H153ZM165 24V25H164ZM230 24L232 25V26H230ZM51 25H54V28L55 27H57L55 30H52L53 29V26L51 27ZM58 25V26H57ZM86 25H87V28H86ZM90 25V26H89ZM92 25H93V27H92ZM108 25H111V27L109 26L108 27ZM156 25H157V27L158 28H156ZM169 25V26H168ZM255 25V24H254ZM263 25V26H262ZM75 26V27H74ZM89 26V27H88ZM101 26H103V27H101ZM115 26V27H114ZM117 26V27H116ZM122 26V27H121ZM126 26V27H125ZM226 26H228V28L227 29H225L226 28ZM258 26H259V28H258ZM261 26V27H260ZM73 27V28H72ZM92 27V28H91ZM105 27V28H104ZM124 27V28H123ZM152 27H153V29H152ZM174 27V28H173ZM249 27H251V29L249 28ZM42 28V29H43ZM83 28V29H82ZM98 28V29H97ZM100 28V29H99ZM109 28V29H108ZM111 28V29H110ZM117 28V29H116ZM223 28V29H222ZM229 28V29H230ZM256 28H258V30L256 29ZM261 28V29H260ZM47 29V28H46ZM65 29V30H64ZM68 29V30H67ZM71 29V30H70ZM76 29V31H75V34L77 35L78 34V36L76 37L75 36V34H74V30ZM81 29V30H80ZM85 29V30H84ZM90 29H91V31H90ZM114 31H113V30ZM121 29V30H120ZM123 29H125V31H123ZM128 31H127V30ZM220 29H221V31H220ZM249 29V30H248ZM38 30V29H37ZM45 30V29H44ZM60 30V31H59ZM83 30V31H82ZM116 30V31H115ZM117 30H119V31H117ZM134 30L135 31H142V33L141 32H134ZM154 30V31H153ZM159 30V31H158ZM170 32H169V31ZM175 30V31H174ZM191 30H192V32H191ZM204 31V33H203V31ZM224 30V31H223ZM246 30V32H244ZM81 33H80V32ZM85 31V32H84ZM95 31H96V33H95ZM97 31H100V32H97ZM111 31V32H110ZM123 31V32H122ZM133 31V32H132ZM145 31H146V34H145ZM148 31H149V34H148ZM152 31V32H151ZM166 32V33H164V32ZM185 31V32H184ZM189 33H188V32ZM202 31V32H201ZM206 31V32H205ZM229 31V33H230V30H228ZM73 32V33H72ZM89 32H91V33H89ZM119 32V33H118ZM131 32V33H130ZM155 32V33H154ZM156 32H157V34H156ZM169 32V33H168ZM185 33V34H182V33ZM196 34H195V33ZM60 33V34H61ZM118 33V34H117ZM152 33H153V35H152ZM161 33H163V34H161ZM203 33V34H202ZM216 33V35L214 36L213 34H215ZM61 34V35H62ZM69 34H70V37H72L71 39H68V38H70L69 37ZM72 34H73V36H72ZM84 34H87L86 36L84 35ZM92 34V35H91ZM97 34V35H96ZM101 34H103V35H101ZM138 35V37H137V35ZM146 35V36H143V35ZM155 34H156V38L154 37L155 36ZM176 34V35H175ZM191 34H193V35H191ZM200 34V35H199ZM205 34V35H204ZM207 34V35H206ZM210 34V35H209ZM81 35V36H80ZM84 37H83V36ZM93 35H95V36H93ZM100 35V36H99ZM106 35V36H105ZM108 35V36H107ZM112 37H111V36ZM114 35V36H113ZM121 35V36H120ZM132 35V36H131ZM134 35V36H133ZM143 36V37H141V36ZM170 35V36H169ZM214 37H213V36ZM219 35H217L218 36V38L220 37L221 38V35L219 36ZM223 35V34H222ZM237 35V36H236ZM74 36H75V38H74ZM118 36V37H117ZM119 36H120V38H119ZM153 36V37H152ZM186 36V37H185ZM192 36V37H191ZM196 36V37H195ZM201 36V37H200ZM240 36V37H239ZM95 39V41L93 40V38ZM106 37V38H105ZM117 37V38H116ZM137 37V38H136ZM148 37H150V38H148ZM158 37H160V36H158ZM162 37V38H163ZM198 37H200V38H198ZM235 37V38H234ZM4 38V39H3ZM90 38V39H89ZM99 38H100V40H99ZM104 38H105V40H104ZM111 38V39H110ZM161 38V37H160ZM165 38V37H164ZM228 38V39H227ZM65 39H66V36H65ZM64 39V40H65ZM103 39V40H102ZM137 39H139V41L140 42H137L138 40ZM141 39H143V40H141ZM145 39V40H144ZM196 39H198V40H196ZM206 39V38H205ZM208 39V38H207ZM209 39V40H210ZM227 39V40H226ZM136 40V41H135ZM151 40H153V42H151ZM156 40V41H155ZM161 40V39H160ZM164 40V39H163ZM167 40H164V41H166V43H164V41L162 42V40H161V43H160V41H159V39H158V44H159V46L162 44V43H164V44H168V41ZM214 40V39H213ZM216 40H218V39H216ZM225 40V41H224ZM97 41V42H96ZM101 41H103V42H105L104 44H103V42H101ZM116 41V42H115ZM150 41V42H149ZM155 41V42H154ZM227 41V42H226ZM229 41V42H228ZM233 41V42H232ZM235 41V42H234ZM78 42V41H77ZM114 42V43H113ZM141 42H143L142 44H140ZM187 42V41H186ZM226 42V43H225ZM84 44L86 43V42H83ZM88 43V44H89ZM118 43V44H117ZM147 43V44H146ZM149 43V44H148ZM153 43V44H152ZM77 44H79V43H77ZM87 44V43H86ZM94 44V45H95ZM113 44H115L116 45V47L115 46H113ZM164 44H162V45H164ZM223 44H225L224 46H223ZM234 44V45H233ZM137 45V44H136ZM229 45H231L230 47H229ZM96 46H98V47H101V46H99V45H96ZM5 47V48H4ZM109 47V46H108ZM217 47V46H216ZM228 47V48H227ZM12 48H14V49H12ZM226 48V49H225ZM10 49V50H9ZM107 49V48H106ZM211 50V49H210ZM220 51V52H219ZM226 51V52H225ZM5 52V53H4ZM67 53H68V51H66ZM70 53V52H69ZM209 54V55H208ZM211 54V55H210ZM218 54V55H217ZM220 54H221V56H220ZM4 56H6V58H5V60L4 61H6V62H4L3 61V57ZM59 56H61V57H59ZM68 56H70V57H68ZM202 56H203V53H202ZM206 57H208V58H206ZM30 58V59H29ZM71 59V58H70ZM73 59H75L74 57H73ZM72 59V60H73ZM77 59H75V60H77ZM84 59V58H83ZM203 59V60H202ZM24 60V61H23ZM32 60V61H31ZM43 60V61H42ZM72 60H70V61H72ZM75 60H74V62H75ZM101 60H103V61H101ZM106 62H105V61ZM202 60V61H201ZM205 60V61H204ZM12 61V62H11ZM26 61V62H25ZM92 61V62H91ZM7 62L9 63V64H7ZM11 62V63H10ZM23 62L25 63V65L23 64ZM37 62H39L38 64H40L41 66H43V67H45L44 69H42L41 70V68L40 67H38L37 66V64H35V63H37ZM47 62H49V61H47ZM46 62V63H47ZM77 62V61H76ZM82 62H84V61H82ZM99 62H101V63H99ZM104 64H103V63ZM111 62H113V63H111ZM151 62V63H150ZM158 62V60L157 61H155V62H153V65H154V63H155V65H154V67L156 66V63ZM162 62H164V63H162ZM170 62V63H169ZM193 62H194V60H193ZM195 62V63H196ZM5 63V64H4ZM30 63H31V65H30ZM58 63V62H57ZM94 63H96V64H94ZM111 63V64H110ZM115 63H116V66H114L115 65ZM176 63V64H175ZM194 63V64H195ZM205 63L207 64V65H205ZM2 64H4V65H2ZM15 64H17V65H15ZM20 64H23L24 65V67H22V65H20ZM28 64H29V66H28ZM34 64V65H33ZM49 64V63H48ZM100 64H101V66H100ZM117 64H118V66H117ZM146 64H147V66H146ZM10 65V66H9ZM20 65V66H19ZM84 65V66H83ZM92 65V66H91ZM94 65V66H93ZM109 65H110V67L111 66H113L112 68H110L109 67ZM123 68H117V67H120V66ZM127 65V66H126ZM130 65V67H128ZM150 65H151V67H150ZM205 65V66H204ZM14 68H13V67ZM26 66L28 67V68H26ZM32 66H33V68L35 69V67H38L39 69H40V71L42 72L43 70H45L46 69V67H48L49 69V71H48V73H50V74H48V75H50L51 76V78H50V76L48 77L47 76V74H46V76L49 78V79H51V80H49V84H47V81H48V78L46 77V76H44L43 77V75H44V73L42 72H40V74H43L42 75V77L45 79V81H43L42 79H40L39 78V76H40V74H39V72H38V70L36 71V69H35V71L39 74V76H37V78L35 77L36 76V72H35V76L34 77H32V79H30L31 78V75L33 74V73H31V72H29V69H31L32 68ZM91 66V67H90ZM125 66V67H124ZM171 66H170V69H171ZM175 66H174V68H175ZM196 66H198V67H196ZM2 67V68H1ZM17 67V68H16ZM115 67V68H114ZM148 67V68H147ZM178 67H179V65H178ZM177 66H176V69L178 68ZM6 68V70H4ZM13 70H12V69ZM21 68H22V70H21ZM37 68V69H38ZM76 68V69H75ZM83 68V69H82ZM144 68V69H143ZM149 68H151V69H149ZM197 68H198V70H197ZM11 69V70H10ZM33 69V70H34ZM124 71H122V70ZM192 69H190V70H192ZM199 69H200V71H199ZM2 70V71H1ZM8 70V71H7ZM58 70V71H57ZM82 70V71H81ZM119 70V71H118ZM127 70V71H126ZM168 71L169 73H167L166 71ZM171 70H173V69H171ZM178 70V69H177ZM203 70V71H202ZM14 73H12V72ZM26 73H25V72ZM157 71H158V74L159 73H161L162 71L161 70H158L157 69ZM159 71H161V72H159ZM189 71V70H188ZM4 72V73H3ZM20 72H22V73H25V74H21L20 75ZM34 72V71H33ZM46 72H47V69H46ZM60 72H62L63 74H64V76H62V73L60 74ZM119 72V73H118ZM173 72V73H174ZM10 73V74H9ZM30 73V74H29ZM116 74V75H113V74ZM127 73V74H126ZM175 73V74H176ZM196 73H199V74H196ZM55 74V75H54ZM110 74L112 75V76H110ZM123 74V75H122ZM171 74V73H170ZM188 74V73H187ZM186 74V75H187ZM11 75H13V76H11ZM53 75V76H52ZM59 75H61L62 76V79H63V77L65 78V81H67V82H69V83H67V82H64V84L63 85H65V87H63V86H61V83H58V82H62L61 81V76H59ZM118 75H119V77H118ZM124 75H126L125 76V78H124ZM189 75V74H188ZM193 75H195L194 77H193ZM196 75H199V77L198 76H196ZM9 76H10V78H9ZM15 76V77H14ZM33 76V75H32ZM13 77H14V79H13ZM59 78L60 77V81L59 80H57V82H52V80H54V81H56V79L57 78ZM113 77V78H112ZM121 77V78H120ZM179 77V78H178ZM185 79H184V78ZM200 77H201V79H200ZM205 77V78H204ZM22 78V79H21ZM25 78V79H24ZM28 78V79H27ZM41 80V82H40V80ZM47 78V79H46ZM169 78V79H168ZM192 78H195V79H192ZM204 80H203V79ZM7 79H9V80H7ZM11 79V80H10ZM24 79V80H23ZM38 79V80H37ZM121 81H120V80ZM168 79V80H167ZM206 79V80H205ZM5 80V81H4ZM19 80H20V82L22 81V83L20 84V82H19ZM47 80V81H46ZM70 80V81H69ZM72 80L74 81V83L76 84V86H75V84L72 82ZM109 80V81H108ZM119 80V81H118ZM209 80V81H208ZM9 81V82H8ZM25 81L26 82H28L27 84L29 85H27V84H25ZM34 81H35V83H34ZM36 81H38V83H36ZM189 81V80H188ZM195 81V83H193ZM197 81H199V82H197ZM200 81H201V84H200ZM205 81V82H204ZM11 82V83H10ZM14 82V83H13ZM33 82V83H32ZM43 82H45L44 84L46 85H43ZM51 82V83H50ZM109 82V83H108ZM116 82V83H115ZM128 82V83H127ZM138 82H140V83H138ZM206 82H207V84H206ZM30 83V84H29ZM39 83H41L42 84V86H44V87H42V86H40V84ZM54 84L55 83V85L54 86H56V83H58L57 84V86H61L62 87V89H61V87L58 89V91L55 93H53V95H51L52 93H50L51 91H53V90H51V91H47L46 89H48V90H50L49 89V85L50 84ZM88 83L90 84V85H88ZM97 83V84H96ZM111 83H113V85L111 84ZM133 83H137V84H133ZM143 83V84H142ZM202 83H205V85L203 86V84ZM2 84H4V86L2 85ZM9 84V85H8ZM15 84V85H14ZM25 84V85H24ZM73 84V85H72ZM92 84V85H91ZM109 84V85H108ZM117 84H118V87H117ZM132 84H133V87H132ZM145 84V85H144ZM185 84H188V85H185ZM1 85H2V87H1ZM11 85V86H10ZM49 87H48V86ZM70 85V86H69ZM93 85H95L94 87L96 88V90H97V92H96V94L92 91V90H90V88L92 89L93 88ZM139 85V86H138ZM141 85V86H140ZM194 85H197V86H194ZM199 85V86H198ZM6 86V87H5ZM20 86V87H19ZM25 86V87H24ZM54 86H52V87H50L51 89H55L56 90V87H54ZM72 86V87H71ZM74 86V87H73ZM87 86H89V87H87ZM114 86H116V87H114ZM129 86V87H128ZM143 86V87H142ZM190 86V87H189ZM201 86V87H200ZM4 87V90L2 89ZM13 87V88H12ZM17 87V88H16ZM24 87V88H23ZM29 87H31V88H29ZM43 89V88H45V90L48 92V94H49V96H47V94L46 95H44V93L42 92V91H45V90H42L41 88ZM70 87V88H69ZM85 87V88H84ZM126 87V88H125ZM137 89H136V88ZM139 87V88H138ZM203 87V88H202ZM65 88V89H64ZM69 88V89H68ZM99 88V89H98ZM116 90H115V89ZM134 88V89H133ZM141 88V89H140ZM198 88V89H197ZM201 88V89H200ZM9 89H11V90H13V91H11V90H9ZM40 89V90H39ZM60 89L61 90H63V91H60ZM81 89H83V90H85V92L83 91V90H81V92L78 94V95H76V98L75 97H73V95H74V92H79ZM124 89L126 90L125 92H124ZM143 89H146V90H143ZM191 89V90H190ZM195 89V90H194ZM203 89V90H202ZM206 89V90H205ZM20 90V91H19ZM42 90V91H41ZM79 90V91H78ZM88 90H89V92H88ZM95 90V89H94ZM112 90H115V92L114 91H112ZM118 90H119V93H118ZM122 92H121V91ZM205 90V91H204ZM5 91V92H4ZM11 91V93H9ZM33 91V92H32ZM34 91H35V93H34ZM74 91V92H73ZM90 91H91V93H93V94H95V95H91L90 96ZM128 91V92H127ZM139 91V92H138ZM188 91V92H187ZM191 91L195 94H193V93H191ZM195 91V92H194ZM198 91H199V94H198ZM13 92H14V95H12L13 94ZM34 95H32L31 93ZM46 92V93H47ZM76 92V93H77ZM121 92V93H120ZM136 92H137V94H136ZM170 92V93H169ZM175 92V93H174ZM178 92V93H177ZM187 92V93H186ZM206 92V93H205ZM72 93H73V95H72ZM115 93H116V95H115ZM142 93V94H141ZM165 93H168V94H170V96L168 95V94H165ZM8 94V95H7ZM36 94H38V96L36 95ZM40 94H42V96L40 95ZM83 94V95H82ZM86 94V96H84ZM120 94V95H119ZM128 96H127V95ZM132 94H135V95H132ZM163 94H165V99H164V95ZM173 94H175V95H173ZM189 94V97H190V100L192 101H190L189 100V98H188V95ZM202 96H201V95ZM7 95V96H6ZM30 95H32V96H30ZM40 95V96H39ZM74 95V96H75ZM82 95V96H81ZM88 95H89V97H88ZM97 95V96H96ZM100 95V96H99ZM111 95H113V96H111ZM117 95H118V97H117ZM151 95V96H150ZM168 95V96H167ZM187 97H186V96ZM193 95H194V97H193ZM201 97H200V96ZM261 96V98H259L258 96ZM3 96H4V98H3ZM22 96H24V97H22ZM25 96H27L26 97V100H25ZM37 96V97H36ZM72 96V97H71ZM79 97V100H77L78 99V97ZM85 98H84V97ZM93 96V97H92ZM132 96H133V98H132ZM137 98H136V97ZM142 96V97H143ZM197 96V97H196ZM254 96H255V101H256V103H255V101H253L254 100ZM2 97V98H1ZM13 97H14V99H13ZM29 97V98H28ZM35 97H36V99H35ZM41 97V98H40ZM58 97V98H57ZM81 97H82V99H81ZM86 97H88V98H86ZM107 97H109L108 99H107ZM119 97H120V99H119ZM135 97V98H134ZM143 97V98H144ZM148 97V98H149ZM167 97V98H166ZM170 97V98H169ZM181 97V98H180ZM193 97V98H192ZM207 97V98H206ZM23 98V99H22ZM32 98H34V99H32ZM50 98V99H49ZM51 98H53V99H51ZM74 100H73V99ZM113 98V99H112ZM119 100H118V99ZM143 98H142V100H143ZM147 98V99H148ZM169 98V99H168ZM177 98V99H176ZM186 98V99H185ZM194 98H195V100H194ZM204 98V99H203ZM3 99V100H2ZM19 99V100H18ZM20 99H21V101H20ZM28 99H29V101L30 102H28ZM41 99L42 101H39V100ZM55 99H56V101L58 100V102H56L55 101ZM138 99V100H137ZM150 99V98H149ZM152 99V98H151ZM167 99H168V101H167ZM170 99H171V101H173L174 102V99H176V102H175V105H173V103H171V101H170ZM181 99H182V106H180L179 105V103H181ZM200 99H202V100H200ZM258 99V100H257ZM8 100H9V102H8ZM17 100V101H16ZM24 100V101H23ZM50 100H52L53 102H54V104H52V101H50ZM109 100V101H108ZM141 100V101H142ZM144 100H146V99H144ZM184 100V101H183ZM186 100V101H185ZM189 100V101H188ZM198 100V101H197ZM205 100V101H204ZM207 100V101H206ZM248 100H249V102H248ZM36 101V102H35ZM114 101V103L113 104H115L116 102ZM121 101V100H120ZM132 101V102H131ZM161 101V100H160ZM196 101V102H195ZM219 101V102H218ZM14 104H13V103ZM21 102V103H20ZM123 102V101H122ZM135 102V103H136ZM139 102H138V104H139ZM185 102H187V103H185ZM190 102V103H189ZM205 102V103H204ZM210 102V103H209ZM243 102V103H242ZM247 102V103H246ZM251 102V103H250ZM255 104H254V103ZM24 103H26L27 105H25ZM31 103L33 104V105H31ZM111 103V102H110ZM118 103H120V102H118ZM132 103V104H131ZM143 102H141L140 104H142ZM196 103H198V104H196ZM209 103V104H208ZM220 103V104H222V105H218V104ZM250 103V104H249ZM23 104V106H21V105ZM103 104V105H102ZM112 104V105H113ZM117 104V103H116ZM210 104H211V106H210ZM229 104H230V106H229ZM233 104V105H232ZM237 104L243 109H241L239 106H237ZM247 104H249V105H247ZM259 104V105H258ZM13 105V106H12ZM20 105V106H19ZM111 105V104H110ZM129 105H128V108H129ZM136 105V104H135ZM135 105H134V108H132L131 109V111H130V108H129V112H132V110H134L135 109ZM185 105V106H186ZM225 105H227V107H231L230 109H231V111H230V113H228L229 112V110H227V113H226V110H223V109H226V106ZM245 105V106H244ZM253 105V106H252ZM258 105V106H257ZM4 106V107H3ZM7 106H9V108L7 107ZM184 106V107H185ZM187 106H189V105H187ZM186 106V107H187ZM196 106V107H195ZM202 106V107H201ZM205 106V107H204ZM214 106H216V107H214ZM220 107V109H219V107ZM221 106L223 107L224 106V108L222 109L221 108ZM232 106H236V107H234V108H236V109H233L232 110ZM242 106H244V107H242ZM248 108H247V107ZM12 109H11V108ZM17 107H19V108H17ZM100 107H101V109H100ZM108 108H110V110H111V107H109V106H107ZM140 107V106H139ZM144 106L142 105V108H143ZM174 107H176V108H174ZM199 107V108H198ZM211 107H212V109L215 111V112H213L214 113V115L212 114V116H213V118H212V116L210 115L211 114V112H209V114H207L206 115V113H208V111H210V110H212L211 109ZM106 107H104V109H105ZM136 108H138V106L136 105ZM142 108H138V109H140V110H137V112H133V115L134 116H136V115H138L139 114V112L141 111V109ZM174 108V109H173ZM192 108H193V111H192ZM196 108V109H195ZM205 108L206 109H208V110H205ZM13 109H15V110H13ZM20 109V110H19ZM30 109V110H29ZM38 109H39V112H37L38 114L40 113V112H42V111H45V110H49L50 112H49V114L50 115H48V117L49 118H51V117H53V118H51L50 120H51V122H49V123H47L48 121H50V120H48L47 121V118L48 117H45L47 114L45 113V114H43V112H42V114L40 113V115H42V116H44V118L42 117H40V115H39V117H40V119H34L35 117H37L38 116V114L36 115V111H38ZM190 109V110H189ZM204 109V113H205V115H203V110ZM216 109V110H215ZM221 109H222V111H221ZM239 109H240V111H239ZM245 109H248V110H246L245 111ZM250 109V110H249ZM252 109V110H251ZM256 109V110H255ZM260 109V111H258ZM106 110V109H105ZM202 112H201V111ZM218 110V111H217ZM253 110H255L254 112H253ZM14 112V111H16V112H14V113H11V112ZM33 111H35V114H34V112ZM55 111V112H54ZM102 111V110H101ZM195 111H198V112H196L195 113ZM207 111V112H206ZM240 113L239 115L236 113ZM247 113V111H248V113L250 112V114H246L245 112ZM258 111V112H257ZM263 111V112H262ZM9 114H8V113ZM29 112V113H28ZM46 112H48V111H46ZM83 112V113H82ZM85 112H86V114H85ZM90 112H91V114H90ZM104 112H106V111H104L103 110V113L102 114H105ZM108 112H110L109 110H107V112L106 113H108ZM128 112V113H129ZM170 112V113H169ZM216 112H218V113H216ZM223 112H224V114H223ZM231 112H233L236 116H237V118H236V116L235 115H232V113ZM3 113V114H2ZM5 113V114H4ZM52 113H56L55 115H52ZM94 113H97L98 114V116L96 115V114H94ZM135 113H136V115H135ZM138 113V114H137ZM141 113V112H140ZM185 114H186V112H184ZM197 113H202V114H197ZM216 113V114H215ZM220 113H222L223 115H221ZM245 113V114H244ZM3 116H2V115ZM12 114H14L13 116H15V117H13L12 116ZM75 114H76V117H75ZM81 114H82V116H81ZM85 114V115H84ZM89 114V115H88ZM92 114H93V116H92ZM185 114H183V115H185ZM194 114V115H193ZM255 114V116H257V118L255 117H253V115ZM263 114V115H262ZM17 115V116H16ZM30 115L32 116V115H34L35 117H32V119H34L33 121L32 120H29L30 119ZM73 115V116H72ZM91 115V116H90ZM129 115H132V114H130L129 113ZM132 115V116H133ZM171 115H174V116H176V117H174V116H171ZM216 115V116H215ZM226 115V116H225ZM230 117H229V116ZM243 116V118H242V116ZM6 116V117H5ZM56 118H55V117ZM69 116H71L72 118H70ZM81 116V117H80ZM97 116V117H96ZM100 116V117H99ZM158 116V117H157ZM161 116V115H160ZM167 116H169L170 118H175L177 121H178V123H176L175 122V119L173 120V119H171V122H169V117H167ZM185 116H187L188 117V115L186 114ZM195 116V117H194ZM197 116V117H196ZM202 118V117H204L205 116V118H203V120L200 118V117ZM223 118H222V117ZM231 116H233V117H231ZM241 116V117H240ZM8 117V118H7ZM38 117V118H39ZM79 117V118H78ZM86 117V118H85ZM99 117V118H98ZM165 117H167V118H165ZM180 117V116H179ZM199 117V118H198ZM212 119H211V118ZM254 118V119H252L251 120V118ZM3 118V119H2ZM11 118H12V120H11ZM26 118H28V119H26ZM45 118H46V123L45 124H49L50 125V123H51V126H52V123L53 124H57V126H56V124L55 125H53L52 127H54L55 128V126L57 127V128H63V127H60V125H59V123L61 124V121L64 119L65 121H67V119L69 118V120L68 121H70L71 122V120L72 121H76V122H79L80 121V123H75L74 125H75V128H76V130H78L80 127H79V125L81 124V121H82V125H81V127L83 126L84 127V125L83 124H86V125H89V126H87V128L89 129H87L86 128V131H87V133H84L85 135H83V136H80L81 134L79 133V131H78V134H80V135H77V131L76 132H74L75 131V128L73 129L72 128V130H74V131H70L69 133H71V135L73 134V136L71 137V139H69L70 137H69V135L70 134H68V136H67V139H66V137L64 136L63 137V135H62V137L61 138H59V140H50L51 142H48V145H46V143H45V145L46 146H48V148H46L45 146H44V143H42V145H43V147L41 146V145H38V146H35L33 149H31V146H29V144L27 145V137L26 138H24L25 137V135L24 134H26V131L28 130L25 126H27L28 127V125L30 124H28V125H25V124H27L29 121L31 122H36V121H39V120H42V119H44L45 120ZM157 118H159L160 120L158 121V119ZM230 118V119H229ZM236 118V119H235ZM263 118V119H262ZM6 119V120H5ZM8 119V120H7ZM18 119V120H17ZM22 119V120H21ZM81 119V120H80ZM102 119V118H101ZM103 119H105V117L103 116ZM161 119H165L164 121L163 120H161ZM187 119V118H186ZM187 119V120H188ZM199 119H201V120H199ZM2 120H5V122L4 121H2ZM17 120V121H16ZM26 120H29V121H27L26 122ZM43 120V121H44ZM56 120H58L59 122L57 123L56 122ZM83 120H84V122H83ZM189 120V121H190ZM197 120H195L194 122L196 123V121ZM9 123H8V122ZM20 121L22 122H24V125H23V123H21V125L22 126H24V127H22L23 129V131H25V128L27 129L25 132H19V131H21V130H19L18 132H19V134L18 133H16L17 134V138H19L18 137V135L19 136H21V135H23V138L25 139V140H23V139H21V140H19V139H17V141H18V143H22V145H23V141H25L26 143H25V146H29V148L33 151L34 149V151H36L37 153H39L40 151L42 152V155H41V153L39 154V157H41L40 159H39V157L37 158V160L39 159V164H36L37 162H35L36 161V158H35V161L33 160L34 158V155L33 156H30V155H32V154H30L32 151H30V149L29 148H27V147H25V146H23V147H21L20 149H18V150H13V152L10 154L8 151H10V148H11V151H12V147H15V146H12V145H15V143L13 142V141H15V139H16V135H15V132H17V124L19 123V125H20ZM68 121L67 122H62L64 125H65V127L64 128H66L67 127V129H65L66 130V135H67V133H68V131L67 130H70L69 128H71V126L69 127V123H68ZM87 121V122H86ZM103 121V120H102ZM105 121H106V123H105ZM185 121V120H184ZM188 121V122H189ZM243 121H241V123H239V124H242V123H244ZM18 122V123H17ZM140 122H142V123H140ZM13 123V124H12ZM14 123H16V124H14ZM99 123V122H98ZM151 123H153V125L155 124V125H158V124H160V125H158V126H160L159 128H160V132H159V130H157V126H155L154 125V127L156 128H154L153 127V125H152V127H150L151 125ZM166 123V124H165ZM168 123H170V124H168ZM171 123H173V124H171ZM186 123H187V121H186ZM218 123V122H217ZM220 123V122H219ZM222 123H223V121H222ZM253 123H255V122H253ZM264 123V122H263ZM3 124V125H2ZM71 124V123H70ZM73 124V123H72ZM71 124V125H72ZM91 124H96V126H97V128H99L100 130L98 131L97 130V132H96V135H97V133L99 132L100 134H101V136H100V134H99V138H98V140H97V136H95V131H96V129H95V127L96 126H94V125H91ZM185 125V122L184 123H182V125ZM189 124H190V122L187 124L188 126H189ZM194 124V123H193ZM8 127H7V126ZM10 125V126H9ZM16 125V126H15ZM58 125H59V127H58ZM63 125V126H64ZM90 125H91V127L92 126H94V128L92 127V128H90ZM167 127H166V126ZM170 125V126H169ZM175 125V126H174ZM179 125V126H178ZM181 125V126H182ZM260 125H264V124H260ZM15 128V129H17L16 131L14 130L13 131V127ZM46 126H48V125H46ZM73 126V125H72ZM77 126V127H76ZM140 126H143V125H140ZM171 126H173V127H171ZM7 127V128H6ZM50 126H48V128H49ZM74 127V126H73ZM79 127V128H78ZM82 127V128H83ZM86 127V126H85ZM144 127V126H143ZM165 127V128H164ZM7 129L6 131L5 130H1V129ZM9 128V129H8ZM47 128V129H48ZM64 128H63V132H65V130H64ZM82 128H80V130L82 129ZM154 129L153 131L154 132H152L151 130H149V129ZM158 128V129H159ZM162 128H164L165 129V131H170L169 133L170 134H166V133H168V132H162L161 133V131H164V130H162ZM20 129V128H19ZM51 129H53V128H50V129H48V130H50L51 131ZM83 129H85V128H83ZM83 129H82V132H83ZM90 129H92L91 131H90ZM144 129V130H145ZM167 129V130H166ZM8 130H9V132H8ZM12 130V131H11ZM93 130H95V131H93ZM155 130H157L156 131V133H155ZM5 131V132H4ZM88 131H90V132H88ZM93 131V132H92ZM147 131V130H146ZM12 132V133H11ZM76 133V134H74V133ZM85 132V131H84ZM153 134H152V133ZM231 133H229L228 134V138H230V139H228L229 141L230 140H234V138H235V140L236 139H238V138H240V134L238 133L237 134V132H234L233 133V131H230ZM3 133H6V134H3ZM20 133H22V134H20ZM89 133V134H88ZM174 133V134H173ZM183 133V134H182ZM186 133V134H185ZM3 134V135H2ZM10 134H12V135H10ZM65 134V133H64ZM92 134V135H91ZM232 134V135H231ZM238 136H237V135ZM87 135V139L86 140H84V138H85V136ZM91 135V136H90ZM166 135H168V137L166 136ZM170 135H172V136H170ZM230 135V136H229ZM236 135V136H235ZM53 136V135H52ZM57 136H59L60 137V134L59 135H56V137ZM94 136H95V138H94ZM170 136V137H169ZM175 136H177V137H175ZM235 136V137H234ZM10 137H11V139H10ZM54 137H55V135H54ZM54 137H52V138H54ZM55 137V139H57ZM232 137V138H231ZM262 137L264 138V135H262ZM22 138V137H21ZM65 138V139H64ZM76 138V137H75ZM90 138V140H88ZM94 138V140H92ZM115 138V139H114ZM114 138H110V141H113L112 139H114V141H116V139L118 140V139H120L121 137L119 136L118 138H116V136H114ZM167 138V139H166ZM176 140H175V139ZM14 139V140H13ZM61 139H63V140H61ZM145 139V137H144V140H146ZM148 139H150V140H148ZM153 139H155V140H153ZM162 139H163V141H162ZM174 139V140H173ZM183 139H184V141H183ZM11 141V143H10V141ZM47 140V139H46ZM48 140H49V138H48ZM68 140H70V141H68ZM74 140H76V141H74ZM88 140V141H87ZM164 140H167V142H165ZM171 140H173V141H175L176 142V145H175V142H171ZM180 140V141H179ZM9 141V142H8ZM56 141V142H55ZM60 141V142H59ZM68 142V143H65V142ZM85 141V142H84ZM94 141H96V143H97V141H98V144H96L95 145V142ZM160 141H162L161 143H159ZM178 141V142H177ZM183 141V142H182ZM16 142V141H15ZM47 142V141H46ZM52 142H55L54 143V145H51V143ZM90 142V143H89ZM93 142H94V145H93ZM100 142V143H99ZM17 143V142H16ZM18 143H17V145H18ZM86 143H87V146H86ZM131 142L130 141H128V144H130ZM173 143H174V145H173ZM171 146H169V145ZM11 145V146H10ZM16 145V146H17ZM22 145H20V146H22ZM57 145V146H56ZM65 145V146H64ZM99 145V146H98ZM163 145V146H162ZM165 145H167V147H165ZM2 146L4 147V148H2ZM6 146V147H5ZM20 146H17V147H20ZM51 146V147H50ZM89 146V147H88ZM93 146V147H92ZM94 146H96V147H94ZM102 146H103V148H102ZM160 146V147H159ZM8 147H9V149H8ZM16 147V148H17ZM33 147V146H32ZM37 147V148H36ZM40 147V148H39ZM59 147V148H58ZM67 147V148H66ZM87 147H88V149H87ZM170 147V150H171V148H173V150H171L170 152H169V149L167 150L166 148H169ZM25 148H27V149H25ZM39 148V150L37 151V149ZM63 148V149H62ZM14 149V148H13ZM23 149V150H22ZM24 149L26 150L25 152H27V150L29 149V151H28V153H26V154H29L28 156L24 153ZM52 149V150H51ZM22 150V153H24L23 155L24 156H22L21 157V155H19L18 156V158H17V153H18V151L20 152ZM47 150H50V153L53 151V155H50V153H49V151H48V153H45V152H47ZM57 152H56V151ZM90 152L89 154H88V151ZM93 150V151H92ZM163 150V151H162ZM8 152V153H6V155H4V156H2V154L3 153H5V152ZM10 151V152H11ZM16 151H17V153H16ZM60 151V152H59ZM97 151L99 152V153H97ZM152 151V154L150 153ZM130 152V148H129V150H128V153ZM43 153H44V155H43ZM82 155H81V154ZM161 153H162V155H161ZM10 154V155H9ZM21 154V153H20ZM33 154H35V152L33 153ZM46 154H49V155H47L46 157V160H48L49 159V161H48V163L45 161V160H42V157L44 156V158H45V155ZM61 154H62V156H61ZM91 154V155H90ZM96 154H100L99 156L98 155H96ZM157 154V155H156ZM38 155V154H37ZM41 155V156H40ZM83 157H81V156ZM128 155H130V154H128ZM141 155V156H140ZM49 156V157H48ZM55 156V157H54ZM65 156V157H64ZM80 158H79V157ZM96 156V157H95ZM139 156V157H138ZM151 156V157H150ZM171 156V155H170ZM7 157H5V158H7ZM20 157V158H19ZM28 157H30L29 159H28ZM32 157V158H31ZM35 157H37V156H35ZM54 157V158H53ZM61 157V158H60ZM88 157H90V159L88 158ZM10 158V157H9ZM26 158H27V161H26ZM53 158V159H52ZM97 158V159H98ZM20 160V161H18V160ZM24 161H22V160ZM31 159V160H30ZM52 159V160H51ZM84 159H88V160H84ZM1 160V159H0ZM78 160H84V162L82 161V162H78ZM135 160V161H134ZM145 160V161H144ZM150 160V161H149ZM153 160V161H152ZM155 160H157V162H155ZM6 161V162H7ZM23 163H22V162ZM29 161H30V163H29ZM32 161V162H31ZM70 161V160H69ZM77 161V162H76ZM143 161L144 162H148L149 164L150 163H154V164H150V166H149V164L148 165H145L144 163H143ZM5 161H3V163H6ZM26 162H27V165H26ZM33 162H35V163H33ZM41 162V163H40ZM43 162H46L44 165H42L43 164ZM73 162V163H72ZM132 162V163H131ZM146 162V163H147ZM25 163V164H24ZM75 163H77V164H75ZM136 163V164H135ZM24 164V165H23ZM46 164H48V166L46 165ZM54 164V163H53ZM63 164H65V163H63ZM75 164V166L73 167L72 166V170H71V165H74ZM32 165H34V167H32ZM36 165V166H35ZM40 165V167H38ZM42 165V166H41ZM59 165V166H58ZM139 165H141V166H139ZM6 166H4V167H6ZM12 165L10 166V167H13ZM17 166V167H18ZM63 166V165H62ZM142 166H143V168H142ZM144 166H146V167H144ZM9 166L7 167V171H5V172H10V171H13V169H14V167H13V169L12 170H10L11 168H10ZM31 167V168H30ZM140 167V168H139ZM1 168V167H0ZM8 168H10L9 170H8ZM27 168V169H26ZM34 168V169H33ZM63 168H64V170H66V169H68L69 171H67V173L63 170ZM96 168H97V170H96ZM147 168V169H146ZM23 169V170H22ZM25 169V170H24ZM31 170V172H30V170ZM75 169V170H74ZM95 169V170H94ZM135 169V170H134ZM138 169V170H137ZM140 169V170H139ZM4 171V170H6V169H4L3 168V166H2V168H1V170H0V172L1 171ZM70 170H71V172H70ZM75 171V173L74 172H72V171ZM102 170V171H101ZM108 170H109V173H110V171L112 172V173H110L109 175H108ZM116 170V171H115ZM128 170V171H127ZM143 170V171H142ZM151 170H149V171H151ZM26 171H27V173H26ZM59 171H60V174H59ZM66 173V175L68 174V172H69V174H70V177H69V174L65 177L64 176V173ZM93 171V172H92ZM96 171V172H95ZM134 171V172H133ZM139 171V172H138ZM30 172V173H29ZM54 172V173H53ZM87 172H90V174L88 173V174H85V173H87ZM95 172V173H94ZM122 172V173H121ZM125 172H126V174H125ZM135 172H136V174L137 173H140V174H135ZM142 172V173H141ZM144 172V173H143ZM18 173H20V172H18ZM53 173V174H52ZM102 173V174H101ZM117 173V174H116ZM149 173V172H148ZM5 174V173H4ZM46 174H47V176H49V177H46ZM62 174V175H61ZM81 174V173H80ZM100 174V175H99ZM109 176H107V175ZM121 174H123V175H125L126 177H124L123 175L121 176ZM129 174H131V175H129ZM0 175L2 176L3 174L2 173H0ZM22 175V174H21ZM60 175H61V177H60ZM87 175V176H86ZM94 175V176H93ZM115 175H116V177H115ZM130 176V178H129V176ZM140 175V176H139ZM1 176H0V178H1ZM64 176V177H63ZM91 176H92V178H91ZM105 177V178H103V177ZM118 176V177H117ZM128 176V177H127ZM121 177V178H120ZM169 177V176H168ZM27 178V177H26ZM25 178V179H26ZM89 178V179H88ZM99 178H102V180L101 179H99ZM110 178H113V179H110ZM123 178V179H122ZM140 178L138 179V182H140V184H142L140 187H142L143 188V186L145 187V182H146V180L145 181H142L143 180V178L141 179V181H139L140 180ZM28 179V178H27ZM79 179H81V180H79ZM84 179V180H83ZM115 179V180H114ZM120 179L121 180H123L122 182H123V184H122V182H120ZM130 179V180H129ZM132 179V180H131ZM145 179V178H144ZM164 179H167L166 178V176H164ZM92 180V181H91ZM97 180V181H96ZM105 180V181H104ZM137 180V179H136ZM38 181V182H37ZM44 181V182H43ZM49 181V182H48ZM79 181H82V182H79ZM89 181H91V182H89ZM97 183H96V182ZM113 181V182H112ZM114 181H115V183H114ZM119 181V182H118ZM131 181V182H130ZM30 182V181H29ZM51 182V183H50ZM86 182H88V183H86ZM106 182H108L107 184H106ZM118 182V183H117ZM136 183L135 182V184L134 185H136V184H138V187H139V183ZM142 182H144V185H143V183ZM168 182H170V181H167V180H163V181H160V182H153V184H155L156 186H158L160 183L162 184H160V187L162 186H164L163 187V189H162V191L164 192V194L165 195H169V193H168V190H169V188L167 189V184L166 183H168ZM85 183V184H84ZM113 183V184H112ZM159 183V184H158ZM35 184H36V186H35ZM95 184V185H94ZM100 184V187H98V185ZM102 184V185H101ZM109 184H110V186H109ZM169 184H171V183H168V185ZM38 185V186H37ZM50 185V186H49ZM54 185V184H53ZM52 185V186H53ZM90 187H89V186ZM97 185V186H96ZM104 185V186H103ZM112 185H114L115 187H113ZM152 185V184H151ZM49 186V187H48ZM80 186H81V188H80ZM84 186V187H83ZM86 186V187H85ZM91 186H92V188H91ZM94 186V187H93ZM107 186L109 187V189H106L107 188ZM117 186V187H116ZM171 186V185H170ZM32 187V188H31ZM34 187V188H33ZM38 187V188H37ZM45 187V188H46ZM75 187V188H74ZM161 187V188H162ZM24 188V187H23ZM70 188V189H69ZM89 189V190H87V189ZM99 188V189H98ZM103 188V189H102ZM118 188V189H117ZM121 188H123V189H121ZM35 189V190H34ZM40 189V190H39ZM43 189V190H42ZM66 189V190H65ZM79 189V190H78ZM84 189V190H83ZM94 189V190H93ZM114 189V190H113ZM117 189V190H116ZM127 189V194L126 193H124L125 192V190ZM85 190L87 191V192H85ZM92 192H91V191ZM108 190V191H107ZM167 190V191H166ZM30 191V192H29ZM57 191V192H56ZM73 191H75L74 193H73ZM77 191V192H76ZM80 191V192H79ZM82 191H84V192H82ZM89 191L92 193H89ZM103 192V193H101V194H99L100 192ZM112 191H114V192H112ZM121 191V192H120ZM122 191H123V193L126 195V197L128 196V198H129V200L131 201H128V198H126L125 196V198L127 199H125L122 195ZM161 191V193H162V195H163V192ZM29 192V193H28ZM35 192V193H36ZM61 192V193H60ZM69 192V193H68ZM107 192V193H106ZM120 193V194H118V193ZM46 193H47V195H46ZM85 193V194H84ZM87 193H88V195H87ZM95 193V194H94ZM109 193H111V194H109ZM113 193V194H112ZM117 195H116V194ZM135 193H136V195H135ZM66 194V195H65ZM70 194V195H69ZM72 194V195H71ZM81 194H82V196H81ZM56 195V196H55ZM59 195V196H58ZM69 195V196H68ZM85 195V196H84ZM92 195V196H91ZM93 195H97L96 197H94ZM108 197H107V196ZM120 195V197L119 198H121V199H117L116 200V198H118V196ZM161 194H160V196H162ZM164 195V196H165ZM49 196V197H48ZM52 196V197H51ZM63 196V197H62ZM66 196V197H65ZM72 196V197H71ZM78 196V197H77ZM124 198H122V197ZM159 196V197H160ZM15 197H16V199H15ZM26 197V196H25ZM24 197V198H25ZM69 197H71V198H69ZM92 197H94L95 198V200L98 202H96L95 200H93L92 201V199H94V198H92ZM114 197H115V200H114ZM45 198V199H44ZM63 198V199H62ZM69 198V199H68ZM76 198V199H75ZM90 199V201L88 200V199ZM92 198V199H91ZM98 198V199H97ZM105 198H106V200H105ZM109 198V200H107ZM9 199H11L10 200V202L11 203H9ZM17 199H21L20 201H18ZM49 199V200H48ZM52 199H54V200H52ZM56 199V200H55ZM75 199V200H74ZM102 200V201H100L99 202V200ZM104 199V200H103ZM141 199V198H140ZM52 200V201H51ZM59 200V201H58ZM61 200V201H60ZM65 200V201H64ZM71 200H73V201H71ZM120 200H122V201H120ZM48 201V202H47ZM77 201H78V203H77ZM107 201V202H106ZM116 201H118V202H116ZM123 201H128V202H125V204H127V203H129V204H131L132 203V206L133 207H136V205H137V207H136V210L135 211H133V212H135V213H133V215H132V212H131V208L132 209H134L132 206H129V204H127V207H126V205H125V207L126 208H124V210L122 209V207H121V211L120 210H117V211H115V214L114 215H112L111 217H114V219H115V215H116V220H114L113 218H112V220H113V222H111L112 220H111V217L110 218H108V219H105V220H107V222L109 221V219L111 220L109 223H110V225H109V223H107L106 224V222L105 221H103V223L100 225V223H99V225L94 221L95 219L97 220L98 218H96L97 217V215L98 216H100V214L102 213V210L104 211H106V209L107 208H109L110 209V206H111V208H114V206L116 205V206H118V203L120 204V202H122L120 205H119V207L121 206V205H123ZM133 201V202H132ZM137 201H138V203H140V204H138L137 203ZM139 201H141V202H139ZM16 202V203H15ZM47 202V203H46ZM64 202H66V203H64ZM68 202V203H67ZM76 202V203H75ZM94 202L96 203L95 205H94ZM103 204H102V203ZM111 202H112V204H111ZM145 204H143V203ZM12 203H14V205L12 204ZM45 203V204H44ZM69 203H70V205H69ZM75 203V204H74ZM99 203H100V205L101 206H99ZM107 203H109V204H107ZM115 203V204H114ZM136 203V204H135ZM141 203L143 204V205H141ZM9 204V205H8ZM34 204H36V205H34ZM53 204V205H52ZM60 204V205H59ZM62 204H63V206H62ZM67 204V205H66ZM79 204V205H78ZM114 204V205H113ZM135 204V205H134ZM8 205V206H7ZM44 205V206H43ZM82 205V206H81ZM93 205V206H92ZM98 205V206H97ZM139 205H141V206H139ZM38 208H37V207ZM57 206V207H56ZM86 206H87V208H86ZM88 206H92V208L93 209H95V210H93V212L95 211V213H91L92 212V210H90V209H92V208H90V207H88ZM142 206H144V207H142ZM32 207V208H31ZM36 207V209H34ZM42 207V208H41ZM53 207V208H52ZM66 207H67V209H66ZM142 207V208H141ZM10 208V209H11ZM21 208H22V210H21ZM39 208H40V210H39ZM69 208V209H68ZM76 208V209H75ZM78 208V209H77ZM80 208V209H79ZM88 208H90V209H88ZM104 208V209H103ZM117 208V207H116ZM130 208V209H129ZM137 208H138V210H137ZM32 209H34V210H32ZM73 209V210H72ZM84 210V211H82V210ZM98 209V210H97ZM27 210V211H26ZM48 210V211H47ZM54 210V211H53ZM63 210V211H62ZM65 210V211H64ZM69 210V211H68ZM72 210V211H71ZM79 210H81V212H79ZM85 210H86V212H85ZM108 210V209H107ZM125 210H130V212H128L127 213V211L125 212ZM21 211V212H20ZM23 211V212H22ZM25 211V212H24ZM35 211H36V213H35ZM38 211V212H37ZM45 211V212H44ZM58 211V212H57ZM61 211V212H60ZM88 211V212H87ZM91 211V212H90ZM98 211V212H97ZM30 212H32L31 214H30ZM43 214H42V213ZM56 212V213H55ZM60 212V213H59ZM69 212H71V214L69 213ZM73 212V213H72ZM78 212V214L77 215H79V216H77L76 215V213ZM97 212V213H96ZM100 212V213H99ZM125 212V213H124ZM137 212H139L138 214H137ZM24 213V215H22ZM48 213V214H47ZM62 213V214H61ZM65 213H67V214H65ZM90 213V214H89ZM118 213H119V215H118ZM130 213V214H129ZM29 214V215H28ZM40 214V215H39ZM55 214V216H53ZM74 214V215H73ZM84 214V215H83ZM89 214V215H88ZM96 216H95V215ZM144 214V213H143ZM32 215V216H31ZM36 215V216H35ZM46 215H48V216H46ZM67 215V216H66ZM86 215H87V217L88 218H86V219H89V216H94V217H92L94 220L92 221V223L93 222H95V223H93V224H95V226L96 227H93L94 225H92V224H87V222H85L86 224H85V227H86V225H87V227L85 228V227H83V229H81V227L79 226H77L78 224H79V222L81 223V220H84L85 219V217H86ZM118 215V216H117ZM124 215V216H123ZM127 215H129L128 216V219H127ZM132 215V216H131ZM134 215H139L138 216V218L137 217H135ZM13 216V217H12ZM15 216V217H14ZM23 216V217H22ZM28 216V217H27ZM61 216V217H60ZM75 216H77V217H80L81 218V220L78 222L77 220H79V219H76V218H74ZM81 216H83V218L81 217ZM85 216V217H84ZM121 216H123V218L126 220H124L123 218H121V220L123 221H121L119 218L121 217ZM33 217V218H32ZM51 217V218H50ZM57 217H59V218H57ZM64 217V218H63ZM68 217V218H67ZM70 217V218H69ZM71 217H73L72 219H74V220H72V221H74V222H78V223H75V224H72V225H69V228L71 227V229H72V231H68L67 232V230H65L64 229V231L62 230V232H61V230L60 229H62L61 228V226H60V222L62 223H65L66 221L65 220H67V219H71ZM132 218V220L130 219V218ZM14 218V219H13ZM36 218V219H35ZM53 218H55V219H53ZM91 218V219H92ZM134 218H136V220L134 219ZM21 219H23V220H21ZM51 219H52V221H51ZM65 219V220H64ZM76 219V220H75ZM85 219V220H86ZM133 219L135 220V221H133ZM20 220V221H19ZM64 220V221H63ZM133 221L132 223H130L129 221ZM17 221V222H16ZM34 221V222H33ZM69 221V220H68ZM117 221V222H116ZM30 222V223H29ZM50 224H49V223ZM91 222V221H90ZM105 222V223H104ZM137 222L138 221H136V224H137ZM12 223V224H11ZM45 223H46V225H47V223H48V225L46 226L45 225ZM56 223V224H55ZM63 223L61 224V225H63ZM88 223H89V221H88ZM114 223V224H113ZM117 223H118V225H117ZM121 223H123L122 225L123 226H121L120 227V225H121ZM130 223V224H129ZM14 224H15V226H14ZM25 224V225H24ZM4 225H5V228H4ZM10 225V226H9ZM20 225V226H19ZM21 225H23L22 227H21ZM26 225L28 226L27 228H26ZM40 225V226H39ZM38 226L39 227H42L41 226V224H39ZM53 227H52V226ZM103 225V226H102ZM104 225H105V227H104ZM107 225V226H106ZM114 225V226H113ZM118 226V227H116V226ZM126 225V224H125ZM59 226V227H58ZM99 226V227H98ZM108 226H110V228L108 227ZM112 226V227H111ZM129 226H128V228H129ZM133 226H135V223L133 224ZM133 226H130L131 228L133 227ZM74 227H77V229L76 228H74ZM91 227V228H90ZM92 227H93V230L94 231H96V232H93L92 233V231L93 230H91L92 229ZM108 227V228H107ZM114 227H116V228H114ZM22 228V229H21ZM26 228V229H25ZM31 228V227H30ZM29 228V229H30ZM55 228V229H54ZM97 228V229H96ZM104 230H103V229ZM7 229V230H6ZM19 229V230H18ZM28 229V230H29ZM32 229V228H31ZM30 229V230H31ZM54 229V230H53ZM89 229V230H88ZM96 229V230H95ZM106 229V230H105ZM112 229V230H111ZM44 230V229H43ZM41 231V233H45L44 231ZM79 231V232H77V231ZM86 230L88 231V233H89V235H88V233L86 232ZM108 230H111L110 231V233L108 232V234L106 235L105 233H107V231ZM3 231V232H2ZM31 231H34L33 229L31 230ZM39 231V230H38ZM60 231V232H59ZM86 232V234L84 233V232ZM90 231H91V233H90ZM101 231V232H100ZM103 231H105V233H103ZM115 231V232H114ZM13 232V233H12ZM64 232V233H63ZM74 234H73V233ZM77 232V233H76ZM98 232V234H96ZM100 232V233H99ZM114 232V233H113ZM1 233H3V234H1ZM10 233V234H9ZM40 232H38V234H39ZM48 233V232H47ZM57 233H59L58 235H57ZM63 233V234H62ZM69 233V234H68ZM80 234V237L78 238V236H79V234ZM82 233L85 235V238H84V236L82 235ZM16 234V235H15ZM68 234V237L66 236ZM2 235V236H1ZM14 235V236H13ZM19 235V234H18ZM40 235V234H39ZM59 235H61V237L59 236ZM100 235H102V236H100ZM34 236H36L35 234H34ZM57 236V237H56ZM83 236V237H82ZM93 236V237H92ZM103 236H104V238H103ZM109 236V237H110ZM8 237H6V239H8V240H13L12 238L11 239H9ZM64 237V238H63ZM66 237H67V239H66ZM70 237V238H69ZM88 237H90V238H88ZM98 237H100L99 239H98ZM106 237V238H105ZM109 237H108V239H109ZM110 237V238H111ZM57 238H61L62 240L60 241V239H59V241H58V239ZM76 238H77V240H76ZM93 240H92V239ZM55 239H56V244H55ZM70 239H72V240H70ZM75 239V240H74ZM82 239V240H81ZM3 240V239H2ZM67 240V241H66ZM84 240H85V242H84ZM91 240V242H89V241ZM98 240V241H97ZM102 240L105 244H103V242L101 241V243H100V241ZM107 240V239H106ZM64 241H65V243H64ZM69 241H71V242H69ZM69 242V243H68ZM75 242H76V244L77 245H75ZM86 242H88V243H86ZM50 243V244H49ZM53 243V244H52ZM96 243H98L99 245L97 246L96 245V247H95V245L94 244H96ZM23 244V245H22ZM36 244V243H35ZM52 244V245H51ZM67 244V245H66ZM69 244H71V245H69ZM82 245L81 247H80V245ZM19 245L21 246L20 248H22V246H24L21 250L22 251H20V248H19ZM37 246H39L38 244H36ZM54 245V246H53ZM65 245V246H64ZM108 245V244H107ZM104 246L105 248H103V249H106L107 250V252H105L106 250H103V252H102V249H100L98 252L96 251V249H92V251L94 252V251H96V252H94V256H97V261H98V259H99V261L101 260V261H103L102 259H107V256H109L108 257V259H110V256L112 255V257L115 255V253H114V249L112 248V246H109V248H108V246ZM31 246V247H30ZM45 246H47L48 247V249H47V247H45ZM54 247V248H52V247ZM60 246V247H59ZM68 246V247H67ZM71 246H73V248L71 247ZM75 246H78L77 248L75 247ZM90 246H89V248H90ZM120 246V245H119ZM122 247H124L125 246V244L124 243H122V245H121ZM120 246V247H121ZM9 247V248H8ZM33 247V248H32ZM41 247V246H40ZM43 247H44V249H43ZM66 247V248H65ZM6 248V252H5V254H3L4 252V250H2V251H0V253L1 252H3V253H1L2 254V256H1V258L3 257H5L6 258V254L8 253L7 252V249H9L8 251H10V249H11V251L13 252V250H12V248H10V246H7V247H5ZM19 248V249H18ZM52 248V249H51ZM62 248V249H61ZM80 248V249H79ZM38 249V250H37ZM51 249V250H50ZM59 249H61V250H59ZM76 251H74V250ZM111 249H113V251L111 250ZM16 250L18 251H20V252H17L16 253ZM33 250L36 252V254H33ZM40 250V251H39ZM49 250V251H48ZM53 250V251H52ZM55 250H57V252L55 251ZM63 250H65V252L63 251ZM69 250V251H68ZM109 250V251H108ZM28 251V252H27ZM63 251V252H62ZM67 251V252H66ZM70 251H72V252H70ZM82 251V250H81ZM10 253L11 254V256L14 254V253ZM24 252H26V253H24ZM47 252V253H46ZM54 252V253H53ZM56 252V253H55ZM58 252H59V254H58ZM100 252V253H99ZM102 252V253H101ZM109 252V253H108ZM111 252H113V253H111ZM29 253L31 254L30 256H29ZM37 253H40V254H37ZM43 253V254H42ZM52 253V254H51ZM60 253H61V256H59V258H58V256L57 255H60ZM63 253H65V254H63ZM68 253H71V255H72V253L74 254H76V256H73V260L75 261V262H73L72 261V259L70 258V260L68 259V258H66V257H64L65 255L67 256V257H70L71 255L69 254L68 255ZM96 253H99V254H96ZM105 254V256H103L102 254ZM107 253L109 254V255H107ZM14 254V255H15ZM35 255V257L33 256V255ZM55 254H56V256H55ZM74 254V255H75ZM5 255V256H4ZM45 255V257L46 256H48V257H50L49 259H48V257H43ZM51 255V256H50ZM8 256H9V254H7V258H6V261H8ZM65 258V259H63V257ZM100 256V257H99ZM10 257V256H9ZM29 257H32V260H31V258H29ZM53 257H54V259H53ZM103 257V258H102ZM111 257V258H112ZM3 258L1 259V261H3ZM35 258V259H34ZM58 258V260L56 261V259ZM30 259V260H29ZM66 259H68V260H66ZM37 260V261H36ZM34 261V262H33ZM36 261V262H35ZM46 260H44V262H45ZM27 262H24V264H27ZM32 262V263H31ZM57 262V263H56ZM16 262H12V264H15ZM9 264H11V263H9ZM17 264H18V262H17ZM20 264V263H19ZM21 264H23V262H21ZM69 264V263H68ZM71 264V263H70Z\"/></svg>",
	"mask_w": 264,
	"mask_h": 264
}]
</instances>
